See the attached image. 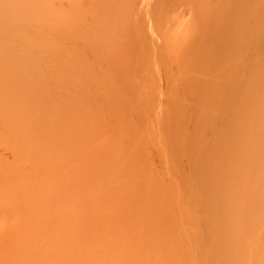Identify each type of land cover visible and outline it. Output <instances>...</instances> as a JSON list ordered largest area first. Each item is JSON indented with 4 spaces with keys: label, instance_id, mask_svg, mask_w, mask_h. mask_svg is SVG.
<instances>
[{
    "label": "bare ground",
    "instance_id": "obj_1",
    "mask_svg": "<svg viewBox=\"0 0 264 264\" xmlns=\"http://www.w3.org/2000/svg\"><path fill=\"white\" fill-rule=\"evenodd\" d=\"M227 1L228 0H225V3H227L225 6L228 5V7H230L228 11H231V9L233 8L232 6L236 3L237 0L236 1L235 0H229L230 5L232 4L231 6H229V4H228L229 2H227ZM211 2H212V0L211 1L210 0H182V2L180 4H181V6H184L183 7L184 9H182V12H179V14L181 13V17L180 16L179 17L182 18V15H183V17L185 16L183 10L188 9V13L190 14L189 10L191 9L190 10L191 11V14H190L191 17L190 18L192 20L189 18V14L187 13L188 18L186 17L185 19L188 22H190V23H187V21L185 19L184 20L186 22H183V19L180 20V18H178V19L176 18L178 14L176 13L177 7H175V0H0V71L2 72L3 69H8L10 71L9 73H11L12 71H16L17 69L24 70L23 74L25 76V79H27L26 83L30 82L28 80H31V79H32L31 80L32 85L36 84L37 81L39 82V86L37 85L38 83L36 85H37V87H41V88H38L36 91H34L36 88H34V89L32 88L33 90L30 89V90H32L33 93L35 92L36 94H38L39 89L40 90L42 89L41 91H43L45 89H47L48 91H51L48 89L49 86L47 85V82H45L47 80L48 81L52 80L51 82H54V80H55V83H52V86H56L58 84H61V85L63 84V89L61 87L58 90L59 93L61 92V94L58 93L61 97L59 95H57V96L55 95V97H57L58 99L60 97V99L63 100V98L67 99V95H68L69 100L67 99V101H71L73 99L74 101L76 100L75 101L76 103L78 102V105L82 104L80 107L83 110L80 111L79 113L77 112V114L79 116H81L80 117L81 120L79 119L80 121H78V122L75 121L77 123L74 122L75 124L72 123L73 125H68V124H66L68 126L65 125L66 128H68V131L70 130V131L76 132L77 133L76 135H78V136L80 135V138L83 137V135H82V134H84L83 132H86L84 130L86 128H84L83 129L84 131H82V128L84 127V125L85 124L90 125V122L93 119L99 120L98 122H100V119H102L104 121L106 120L105 121V123H107L106 125H108V120H110V118H112V122H113V125H112V123L109 124V125H111V127H113V129L110 130L113 134L109 130H107L111 127H108L105 130H104V128H105L104 127L103 131L99 130V128H98V130L101 131L102 134L105 133L106 130L112 134L111 138H110V136H108V137L110 138V140H109L110 144H111V142H113V144L105 146V149L103 147V149L105 151L104 152L105 156L107 154L109 155V156L108 155L106 156L107 161L105 160V162H103V163H100L99 160H97L95 157L92 158V154L87 153V151H89L88 150L89 146H87V145L88 144L91 145L90 142L87 140V138H85L87 140V142H86V140H84V142H82L83 141L82 139H84V138H81V142L84 143V145L86 143H88V144H86L87 147H85V149H84L83 144H82L83 149L78 150L80 148H77L76 146L79 147V144L77 142H74L73 139H75V141H76V138L72 137L71 143H73V144L75 143L76 146L74 145L73 147H75V149L78 150V153H77V151L75 153L80 155V153L83 150H86V148H87L85 154H88V155H86V157H84V158H87L90 155L89 159H92V160L96 159V162L97 163L99 162L98 163L99 165L95 162L97 165L96 168H98V166L102 167V168L99 167V169L101 168V171H99V169H98L100 174L97 173L98 175H95V173H93L92 171H90L91 172L90 173L89 172L90 169L88 170V174L89 175L93 174V177L96 178V181L99 179V181H97V183L99 182L98 185H100V184L102 185V183H103V185L106 184L105 185L106 187L103 186L104 190L102 192L101 189H103V188L101 185L100 186H98V185L91 186V183L89 184L87 182V184H89L90 188L93 187V188H91V191H92V189L95 190L96 188H98L96 190H101V192L97 194V193H95L96 190L93 191V193H95V195H93L92 197L87 196V194H83L81 199H80L77 191H75L74 195H73L74 192H72L73 196L71 195L70 191H73V187L75 185V186H77L78 190L80 192H82V189L79 188V183L75 184L77 182H74V181L78 177V175H76V173H78L77 171H79L80 169L83 171L84 169H82L80 167V169L77 170L75 167H77V168H79V167L77 165L78 163L76 164L77 166H74L76 163L75 161H73L74 164L71 163V164H73L72 166L70 164H67L70 166H66V162L70 163V161H71L70 159H72L70 155H72V156L74 155V159L76 157L75 154H70L72 151L69 153V151H68L69 148H68V150H65L66 155H67V151H68V155H67V157H65L63 159L64 161L62 160V158H60V157L59 158L62 160L61 163L62 162L64 163L63 169L65 170V168H67V170H65L66 172L64 171L65 172V174L63 176L64 182H65L66 178H68L66 180V182H69L70 185L66 182L64 183L65 185L61 184V183H63V182L60 183L61 179L58 181H55V182H59L60 184L59 183L57 184L55 182L50 183V181L52 179L55 180L56 177H54V176H59V174L57 172H59V170H61V169H59V167H58V165H59L58 162L60 163V161H57V160H60V159L59 158L57 159L55 156V158L57 160H54L55 158H52L53 154L51 153V158L55 161V162L54 161H52V162L55 163V165H56L55 166L51 162V164H53L55 166L53 169L51 168V167H53V165L50 167L51 164L48 165L49 163L47 161H48V159H49V162H50V160H52V159H50V152L55 153V151L59 147H57V149H56V147H54L55 150H54V148L53 149L51 148V147H53V145L50 144L49 140L52 137L55 139V136L52 134V133H54L53 131H50V132H52L51 134L53 135V136L50 135L51 136L50 138L48 137L50 134L49 131L48 132L46 131L47 133H49L47 135L48 140H46V141L42 140V139H45L43 137V135L46 137V134H45L46 132H43L45 130L42 131V127H43L42 122H39L40 120L38 121L39 123L37 122L38 125L42 124L40 126L37 125L38 127H41V131H40V129H38V127H36V128L39 130V132H41L42 134L44 133V134L42 135V139H40L41 135H40V138H39V136H37L38 134H36V136L40 140H42L41 143H45V144H41L42 146L39 145L40 146L39 148H40V151H43V153H45L46 150H48V152L45 153L46 157L48 156V158L45 159V156H43L44 158H42L43 159V161H42V159H41L42 156L41 157L40 156H34V154H31L32 153V151H31L32 149H30L31 143H30V145H28L29 143L28 144L26 143L29 141L27 138L28 141L25 139L26 142L24 143L25 145L23 146V150H25V149L27 151L29 150L31 153L27 152L29 154L28 155L25 154V156H27V159H26V161L24 160L23 162L27 165V167H28V164L30 162H33V163H30L33 165L35 163L36 164L39 163L38 165L35 164V166H37V168L39 167L38 169H41L42 166L40 163L45 161L44 163H45V165H47L48 169L49 170L51 169V171L56 169L55 171H53V173H55V172L56 173H55V175L52 174V176L54 178L51 175H49V180H48L49 182L46 180L44 181V179H43L44 177H42V174H40V172L42 173V171L38 170L39 172L37 171L38 172V174H37L36 171H33L34 170L33 165H30V166H32V168L30 167V170H28L29 172L28 171H27L28 173L25 172L26 173V175H25V173L22 172V169L24 168L25 165H24V163H21L22 166L21 165L20 166L22 168H19L20 166L18 167V174L20 176L17 174V172H15L14 174H11V175H16L15 177L18 176L17 179H21V180H19L20 185H24L25 183L26 184L32 183V185H33V183L36 182V180H37L35 188L37 187V183H38V187L36 188L37 192H36V194H34V197L32 195L31 202L34 201V204L29 203L31 205H30V207H27L29 205H27L28 202H26L24 209L21 211L20 214H18V216L22 215L20 217H23V214H24L29 219L27 217H23V219H26V220H25V222L23 221V223H21V220L19 219L20 217H18L16 215L13 217V219L11 221H9V223H7V226L5 228L0 230V264H56L57 262L60 264V262L62 263V262L66 261V259L64 260L65 257H60L66 253H68L70 255L72 254L71 256L75 257L76 253H74V251H72V252L70 251V250H72V248L68 249L65 247L66 245H68L67 241L72 242V240L75 241L77 239V238H74L75 240L73 238H72V240L70 239L71 238L70 234L72 233L71 228L73 229V227L70 226L71 223L69 221L73 218V222H74V220H75L74 214H75L76 215V220H75L76 224L75 223H73V224H74V228H76L75 227L76 225L78 228V226H80L79 225L80 222L78 221L79 224L77 223V218L80 216L77 217V215H79L80 213L76 214V212L79 209H82L83 205L86 206V204H87V206H90L89 204H92L90 212L88 210H86V212H89V214L90 213L93 214L92 209H93V211L95 209H97L96 210L97 211L96 217L99 216V218L97 217L98 219H100L99 221H101L103 219L104 223L109 222V223H107L109 226L110 225L113 226L114 224L112 225V224H110V222H115V220H116L115 223L117 225V219H119V221L121 222V223L118 222L120 224H118L117 226L116 225L114 226L117 230H114V228H112L110 226L114 230V232L113 231L111 232L113 234H111V236H109V237L107 236V239L106 240L104 239L105 241L103 239H100V244L97 243V244L101 245V248H100V249H102L101 252H100L99 247H97V248L95 247V249L92 248L93 250L91 249V247L93 245L92 243L95 241V239H94L95 233L90 234V232L92 230L89 229L90 232L88 234L92 237L91 239H94L93 242L90 239L91 245H89L90 242L88 243V245L90 246V248L89 247L88 248L95 252V254H94V252H92L93 253V255L91 257L92 260H94L96 258L97 254L98 255L102 254V258H103V256H104L103 249L105 246L108 249L112 248L111 252H116V250H113V247L118 245L117 244V242H118L119 243V245L117 246L118 248L121 245L120 248L124 249L126 247V249L123 250V251H125L124 253H123V251L119 253V250L121 251L122 249H119V250L117 249L119 257H115V258L113 257L114 258V264H125V263L127 264V261H131L132 264H264V53L262 54L261 58L255 62V65L253 66V68L250 71H248V73L246 75H244L243 77H241V79H240L243 81L242 86H243L244 96L241 97V95L237 91H234L232 93V96H231L232 104H235L239 113H238V115H235V117H232L228 121V124L225 125L226 130L221 135L219 142L215 140V145H213V144L210 145L208 152L205 153L203 155V157H201L202 154L200 156L198 154L203 153V152H201L202 148H203L202 145H204L205 142L202 143V145H201L202 148L200 149L198 147L200 145L199 140H198L197 145L198 144L199 145L197 147H198V150L200 149L201 151L200 152L198 151L199 153L197 154V148H196V153L194 152L193 154H194V156H195V154L197 155V156H195V158L196 157L197 158L201 157V158H200V162L196 158L197 161L195 160L196 162H195V166L193 165L194 168L192 167L193 169L190 167L191 166L190 164H189L190 166L187 165V163L189 162V161H187V158H185L187 162L182 158L183 156L184 157L188 156V158L193 157V155L190 156L192 154V151H190L191 153L188 155L189 150H192V148L189 149L188 151H187V148L189 146L186 147V151H183L185 149H182V151H183L182 154L187 153V155H183V156L181 155V158L184 160V161L181 160L182 164H183V162H186V163H184L186 166V169L188 166H189L188 168L192 169V172L191 171L189 172V170H190L189 169L185 173L189 172V173H191L190 175L192 176L194 173L197 174V172H198V174H199L201 172L200 175L197 174L198 176L196 174L193 175L194 176L193 179L195 178V176L198 177V181H197L198 184L197 185L199 186L201 184V186H200L201 191L199 190L201 193H199V194H198V192L196 193V191H197L196 189L195 190L193 189V191L190 190V192L192 191L191 192L192 195L190 197H192L193 194H195V196H197L196 194L199 195V196H197V199L199 197V200H197L195 196L192 197L193 199L195 198V200L198 202L193 201L192 204H190L191 201H188V200H190V198H189V196H188V198L186 197V194H185L186 191H185V193H183V192L182 193L185 195L183 197H186L187 199L185 201H180V199H182L183 194L176 189V184H177L176 182H178L177 180L180 181V179H178L177 176L179 175L178 177H181L180 174L178 173V171H180L181 169L178 170L179 165L177 167L174 165H177L176 162L181 163V161L180 160L177 161L178 159H180V158H178L174 162L173 161L174 157L173 158H172V156L170 157V155H171L170 150L172 147L173 153L172 152L171 153H172V155L173 154L175 155V153H174L175 148H178V147L183 148V146H181L182 143H181V145H179L178 144L179 142H177L178 137H177V139H175L176 141H174V142H176L175 145H171V147H170V145L166 144V141H164L165 142L164 145L165 146L167 145L166 147H168V149L170 148L169 151L167 150L168 152L163 151V149H162V152L160 151L161 146H162V145H159L160 142L162 141L161 144H163V140H167L166 136H169L168 132H165V130H164V129H166L165 127L168 124L170 125L169 122L167 124V121H168L167 117H162L163 114H160L161 113L160 111L155 113L152 111L153 109H151L152 115H153V122H154L153 127H156L157 129L156 128L155 129L157 131L154 128H148L149 132L152 130V132L149 134L150 135L153 134L152 137H154V135L156 136L158 133L160 134V132H161V131H159L160 129L162 130V132H164L166 134V136H165L164 133H162V135L165 136V139L162 138V136H161V138L163 139V140L161 139V141L155 139L157 136L155 138H153V140L155 139L158 141V142L157 141L155 142V140H154L156 147L153 145L154 143H153V141H151L152 139L150 137H148L146 135V133H144L146 138L143 137L144 135L142 134L143 133L142 130L141 131L139 129L135 130V132L136 131L137 132L134 133V135L136 134V136H137L138 134L141 133V136H140V138L138 136V139H142V138L147 139V137H148V141L143 140L144 142H146V143H143V145L148 144L147 145L148 147L150 146L152 148V150L154 149L153 150L154 153L150 154V152H152L150 150L151 148L150 149L147 148V149H145V151L142 150L143 147L145 146L144 145L140 150H139V148H137L140 151V154H143L146 156V153H145L146 150H150V152L147 153V156L149 155V157H150V155L152 156L153 154H155V156H159V157L156 158L154 156V158L151 157V160L150 159L149 160L152 161V159L156 158V160H154V161H156V164L159 163V165L160 164L163 165V167L161 165L162 171L164 172L163 175L166 173V171L171 172V176H170L171 179L165 178V175H164L165 180L167 179L166 180L167 182L170 181V187L171 188L170 189L168 188L169 190H167V193L169 192L168 196H170V197L166 196V194L164 193V192H166V188H167L169 182L168 183L163 182L164 181V178L162 179L163 175H162V177H159V173H157V172H159L160 170L157 169V167L153 168V166H152L153 164H151V167L153 169H156L157 172H156V170L153 171L152 168H150V167H149L150 171H148V169H145V168H148L147 166L148 165L150 166V164L149 163L147 164V162H145L146 163L145 165H147V166H144V168L141 167V168L137 169L138 167H136L137 165H135L138 162V160L136 159L137 152L134 155V153H133L134 151L133 152L129 151V149L131 147H129V149H128V146H129V145H127V143H128L127 138L128 137H126V136H130V135L127 132V130L126 131L123 130L125 128V127H123L124 123L122 126L120 124H117L116 128L114 127V121L118 117L119 112H120L119 110L121 107H119V106L121 105V101H122V104L124 105V103H125L124 100L127 99V98L122 96L123 99H121V101L119 100L118 94H119L120 90H122V88L124 89V87L127 89L128 86H126V85L131 84L130 87L126 90V92H125V90H122V92H121V93H126L125 96H127V97H128V93L130 91L132 92L134 88L136 90L137 85H139V83H137L136 79L137 78L140 79L142 77V75L145 74L144 73L145 68L142 69L141 66H143V65L140 64L142 62L141 59L145 55L149 56V55L154 54L157 51V44L159 41H164L162 43L165 45L166 49L173 46V45H175V46L178 45L179 47L181 45H183L184 47L183 46H181V47H183L185 49H192V50L188 51V52H190V55H188V58H195L198 54L202 55L204 53V48L209 45V42L212 38H214L213 42L219 41L222 43H228L229 37H230V40L233 39L234 41L240 39L239 38L240 35L238 34L239 37H238V35H236L237 34L236 30H234L235 34L234 33L228 34L227 33L228 31L227 32L225 31V33L230 35V36L228 38L224 37L225 33L223 31L224 28H222V26L227 27L228 24H231L230 20H229L230 22L225 24L226 19L227 18L231 19V18L228 16H226L227 18L225 16H221V14L223 15V11L221 10L222 6L218 7L216 5V4L219 5V2L215 4L216 6L212 5L214 3V0H213L212 4H211ZM253 2H254V0L251 1V3H253ZM223 3L220 2V5ZM254 4H255V2H254ZM185 6L187 8H185ZM214 7H216V8H214ZM219 9H220V12H218ZM246 10L242 7V12L244 11L243 12L244 14L248 13V11L251 12L250 11L251 9L250 10L246 9ZM230 14H232V13H230ZM230 14H229V16H230ZM194 15H195V17H194ZM192 17L197 18L198 21L193 19ZM223 17H224V21H223ZM176 19L179 20L178 23H175V21L177 22ZM221 20H222V23L220 22ZM253 20L254 21L256 20V13H254V15H253ZM181 21L184 24L181 23ZM261 21L264 24V22H263L264 16H263V19L261 18ZM193 22H196L195 25H193ZM197 23H198V25L201 26V29H203V30L206 27L207 31L204 30L205 31L204 32L203 30H201V33L203 32L202 33L203 35L201 33H199L200 29H199V32L197 31L198 33L193 32L194 30L196 31V27H198V26H196ZM223 23L225 25H223ZM258 23H260L262 25V23L260 21H258ZM180 24H182L183 26ZM202 27H204V28H202ZM178 28H181V29H178ZM229 32H233V29ZM192 33L193 34L195 33L194 36L196 38L199 36L197 34H200L199 37L202 38V39L199 38V40H202V41H200L199 44L195 45L194 47L191 46L192 45L191 43L196 38L194 36H192L193 35ZM204 33H206V34H204ZM215 35H216V37H214ZM231 37H233V38H231ZM237 37H238V39H237ZM163 44H162V46H163ZM183 59L178 55V60H177L178 65H180L181 60H183ZM44 68L47 70V72H49L50 68H51L50 70L54 71V73H51L52 71L50 72V74H49L50 78H49V76H47L49 79L44 78V75L42 77L40 76V74H42V73L44 74L46 72V70ZM38 69L41 71H36ZM43 70H45V72ZM31 71H32V73H31ZM28 72H29V74L31 73V75H27ZM58 72H59V74H58ZM76 72L79 75L82 73L81 75H83V76H79V77L81 79L84 77L83 80H85V79L90 80L91 78H94V77H98V79H101L104 76L103 75L104 73H105V75L111 74L110 79H111V77H113L115 79V80L111 79L114 82L111 84L118 86L117 88H115V90L116 89L118 90V94L117 95L114 94L116 91L111 87L110 83L108 84V82H107V84H108V86H107V84H104L105 82L102 84V82L100 81V84H99V80H97V79L96 80L92 79L93 81L90 80V82L92 81L91 82L92 87L90 86V84H87L89 86L86 85L87 87L86 86L83 87L81 85L82 88H79L80 87L79 86V84H80L79 80L80 79H78V82H76V80H75L76 78H74V75H77ZM142 72H143V74L140 77V74ZM33 73H35V74H33ZM101 73H103L102 74L103 76L100 75ZM91 74H93V76L94 75L95 76L90 78ZM96 74H98L101 77L99 78V76H96ZM233 74L234 73H224V78L230 79L229 80L230 83H231V81L234 82V78H232ZM1 75L2 74H0V77H3V75L2 76ZM33 75L35 77H41V81L43 80V82L41 83L39 78H37L38 79L37 80L35 77H33L34 78L33 79L32 78ZM51 75L54 76L55 78L58 75V77H57V79H55V78L51 79L52 78ZM108 75H106V77H108ZM149 76H151V75H149ZM166 76H167V74H166ZM79 77L77 76V78H79ZM168 77H170V76L168 75ZM58 79H59V81H57ZM141 79L143 80V78H141ZM146 79H147V76H146ZM11 80L13 81V79H11ZM108 81H110V80H108ZM115 81L116 82L118 81V82L115 83ZM134 81H136V83H137L135 86L132 85L133 84L132 82H134ZM86 82L89 83L87 80H86ZM86 82L83 81L81 84L86 83ZM0 83L2 84L3 81L1 80ZM12 83H14V82H12ZM15 83H17V82H15ZM24 83H25V81H24ZM77 83H79V84H77ZM121 83L122 84L126 83V84L124 86ZM28 84L31 85L30 83H28ZM28 84H27V86H28ZM42 84H43V86H42ZM114 85H112V86L115 87ZM119 85H121V86H119ZM2 86H4V85H2ZM16 86H18V85L14 84V87H16ZM24 86H25V84H24ZM44 86H45V88H44ZM131 86H133V87H131ZM32 87H36V86L34 85ZM2 88H4V87H2ZM51 88H52V90L55 89V92L57 91L56 88L58 89V87H56V88L51 87ZM69 88L71 91H73V94L71 93ZM137 88L139 89V87H137ZM13 89H11V93H12ZM26 89H28V88H26ZM67 89H68V91H66ZM197 89H198V87H197ZM29 91H27V93ZM41 91H39L38 96H41V95L45 94V92H46V91H43L44 92L43 93ZM113 91H115V92L113 93ZM40 92H41V94H40ZM3 93H5V92H3ZM111 93H113V94H111ZM193 93H195V91ZM46 94H49V93H46ZM69 94H70V96H69ZM0 95H1V98H3L2 97L3 94L1 91H0ZM30 95L31 94H29L27 96L28 98L30 97L29 99L32 98ZM33 95H35V94H33ZM52 95H53V91L51 93V96ZM71 95L73 98L71 97ZM190 95H191V93H190ZM193 95H191V97ZM195 95H199V93L197 92V94H195ZM119 96H121V94H119ZM169 96H171V94H169ZM42 97L43 96H41V98H40L41 103H38V101L34 100L35 99L34 98L33 99L34 104L38 103V104H40L38 106H41V104L44 103V102L42 103V101L45 100V98H42ZM47 97H49V96H47ZM147 97L150 100V96H147ZM147 97L142 100V105L146 104L145 102L147 101L148 105H146V106H147V109H149V102H148L149 100L147 99ZM166 97L169 98L168 95ZM195 97L196 96H194V98ZM51 98H54V97L52 96ZM136 98H141V97L138 96ZM172 98L173 97H171V99ZM197 98H195V99H197ZM218 98H219V96H218ZM218 98H215V99H218ZM36 99L39 100V97H37ZM58 99H56V100H58ZM48 100L46 102H48ZM62 100L61 101L59 100L60 101L59 103L63 107V104H62L63 101ZM73 100L71 101L73 103L68 102L69 104L67 103V105H69V106L71 105V107L73 105V107H74L76 105V103ZM103 101L109 103V108L111 107L110 105H114V107H113L114 109L113 108L112 109L115 111L117 110L116 112L113 111V112H115V115H116V113H118L116 115V117L114 116L113 113H111L112 109L108 108V111L105 112L106 111L105 109L107 106H106V104H104L105 103L104 102L103 105H105L106 107L105 106L103 107V105H102ZM119 101H120V104H119ZM0 102H1V100H0ZM4 102L7 104V102L4 100L2 101V104H5ZM197 102H199V101L197 100ZM220 102H221L220 99L217 100L216 104H218V107H220L221 105H224V102H221V105L219 106ZM26 103H28V101ZM31 103H30V105H31ZM34 104H32V105H34ZM44 104H46V103H44ZM49 105L51 107L50 103H49ZM67 105H66V107L64 106L65 109L68 107ZM142 105H140V107H142ZM198 105L196 104V110H197ZM8 106H7V108H9ZM115 106H118L119 109L116 108ZM146 106L143 105L144 109H143V107L141 108V110L139 112V113H141V115L143 113H145ZM2 107H3V105H2ZM4 107H6V106H4ZM31 107H34V106H30L29 110H31ZM124 107H125V105H124ZM154 107H155V105H154ZM156 107H157V109L160 108V106L158 107V104ZM156 107L154 110H156ZM34 108H37V106H35ZM41 108H42V106H41ZM44 108L46 109V107H44ZM75 108H77V107H75ZM75 108H71V110H69V111H72L71 115H73V113L75 114V111L77 110ZM22 109L24 110V107ZM26 109H28V107H26L24 111H27ZM58 109H60V108H58ZM72 109H75V111H73ZM174 109L175 108H173V111H174ZM1 110H2V108H1ZM12 110H13V108H12ZM60 110H57V111L60 113ZM165 110H164V112L167 115H169V112L173 113V111H171V110L168 113H167V109H165ZM2 111L4 112V110H2ZM43 111H44V109H43ZM47 111L49 112V109ZM52 111H55V113H56L55 116H57L58 112L56 110H52ZM122 111H123V109H122ZM7 112H8V114H11V113L13 114V112H11L10 108H9V110H7ZM31 112H33V111H30V113ZM67 112H68V110L66 109L65 115L69 114V112L68 113ZM175 112H176V110L174 111V113ZM194 112H192V113H194ZM215 112H219V111H215ZM2 113L0 114L1 117H3ZM20 113L21 112H19V114ZM27 113L29 114V112H27ZM46 113L47 112H45V114H44V112H43V115L45 116ZM59 113H58V115H59ZM172 113L169 115L170 117L168 116L169 119L172 120V121L169 120L170 122H174L173 120H175V118H176V117L174 118V115ZM213 113H214V111H213ZM28 114H26V115H28ZM217 114L215 113L214 115L217 116ZM5 115L6 114H4V116ZM63 115L64 114H62L61 116L59 115L60 118H58V119L61 120ZM76 115H74V116H76ZM183 115L184 114H182L181 120L182 119L185 120ZM214 115H212V116L214 117ZM30 116H31V114H30ZM46 116L44 117V119H46ZM119 116L122 117V114H120ZM163 116H166V115H163ZM171 116L174 119L171 118ZM178 116H180L179 113H178ZM194 116L195 115L193 114V117ZM196 116H198V115H196ZM6 117L7 118L9 117V119H10L11 115H7ZM69 117L71 118V116H69ZM136 117H138V115ZM22 118H23V116H22ZM25 118L28 121L33 119V117L32 118L30 117V119H29L26 116V117H24V120H25ZM91 118H93V119L91 121H88ZM119 118H117V119H119ZM165 118H167V119H165ZM47 119H46V121L48 123H49V121L51 122L53 120V119L50 120L51 118H49V120H47ZM65 119H68V117L64 118V121H65ZM156 119H158V120L165 119L166 120V121L164 120L166 123H163V124H167L166 126L164 125V129H162L160 127L162 124L161 125L159 124L160 128L157 127L158 123H157ZM177 119H178V122L181 121L179 117ZM177 119H176V122H177ZM2 120H3V118H2ZM70 120H72V119H70ZM97 120H96V122H97ZM5 121H3V122H5ZM46 121H44V123ZM64 121H62V122H64ZM104 121L102 123L100 122V125L103 124ZM116 121H118V120H116ZM119 121L117 123H121V121L120 122ZM30 122L31 121L27 122L28 123L27 126L25 125L26 126L25 130L23 128H21V126H24V125H21V124H20V126L17 125L19 127L17 129L18 132H15L14 130H16L17 126L16 127L13 125L9 126V120H7L6 121L7 124L5 127H7V129H8V133H7V131L5 132L7 134H5L4 132H2V133H4L5 138L7 137V135L11 136L13 134V132H15L14 136L16 133L18 135L23 130H24V132H22V133H25V131H27L26 133H29L30 131H33V129L35 127H32L33 129L29 130V132H28L27 129L30 128V127L28 128V126H31V125L35 126L37 124V123H35L36 121H34V119H33V122H31L32 124ZM52 122L50 124H52ZM70 122H73V121H70ZM109 122H111V121H109ZM176 122H174V123H176ZM29 123L31 125H29ZM54 123L55 122H53V124ZM93 123H95V121ZM156 123H157V126H156ZM0 124H1V122H0ZM96 124H98V123H96ZM54 125H56V124H54ZM103 125H105V124H103ZM169 125L167 127L168 128L170 127V129H171L172 126H169ZM172 125L174 126L173 123H172ZM176 125L177 124H175V129L177 128ZM1 126H2V124H1ZM90 126H88L89 129H87V130H89V132L91 129ZM2 127L4 128V126H2ZM2 127H1V130H3ZM13 127H14V129H13ZM63 127H64V125H63ZM99 127L101 129L102 125ZM93 128H92V130H93ZM95 128L97 129V125L95 126ZM43 129H45V126L43 127ZM5 130H6V128L4 129V131ZM19 130L21 132H19ZM94 130L91 132H94ZM153 130H155L154 133H153ZM99 131H97L98 134L100 133ZM166 131H169V129H167ZM35 132H38V131L35 130ZM35 132L33 131L32 133H35ZM123 132L124 133L126 132L127 135H125L126 133L124 134ZM22 133H21V135L23 136L24 134H22ZM32 133L30 132V137H31ZM41 133H39V134H41ZM101 133L99 135L97 134L96 136L99 137L101 135ZM172 133H170L171 138L175 134L177 135V132H175V134H172ZM200 133L201 132H199V134ZM69 134H70V132L68 133V137H70L73 133L71 135H69ZM107 134H109V133L106 132V136H107ZM122 134L127 139L126 140L124 138V141L126 140L127 142L122 143L120 146L118 145L119 146L118 147L116 145L119 143V141H121V139L123 137V136H121ZM199 134L197 132L196 137H197V135L199 136ZM4 135H3V137H4ZM17 135H16L17 139L18 138L21 139L20 140V142H21L23 137H21L20 135H18L19 136L18 137ZM33 135L35 136V134H33ZM160 135H158L157 138H159ZM27 136H28V134H27ZM72 136H74V135H72ZM84 137H86V136H84ZM103 137L100 140L101 141L100 144L101 143L103 145L109 144L107 137H106L107 139L105 138V140L102 141ZM65 138H66V136H65ZM180 138H182V137H180ZM17 139L14 138L15 141ZM56 139H55V141H58V139L57 140ZM69 139H71V138H69ZM69 139H65V140L69 141ZM184 139H185L184 141L187 145L186 138H184ZM199 139H202L201 135H200ZM169 140H170V138H168V140H167L168 143L172 139L170 141ZM202 140L204 141V139H202ZM48 141H49V144H48L49 147L48 148H50V150H52L50 152H49L48 148L46 150L41 148L43 146H44L43 148H46V146H48L46 144ZM51 141H52V139H51ZM106 141H107V143H106ZM23 142H24V140H23ZM23 142L20 143L21 146L23 145ZM140 142L142 144V140ZM171 142H173V141H171ZM131 143H132V141H130V144ZM151 143H153L152 146H151ZM185 143H184V147H185ZM188 143H189V141H188ZM207 143H205L206 145L204 146V148H207V146H208ZM26 144L28 145V147ZM132 144L130 146H132V147L134 145L136 146V144H133V145ZM176 144H178L179 146L177 145L178 146L177 147ZM11 145H9V146H11ZM157 145H158V147H160L159 150L157 148ZM21 146L19 145V147H15V150L18 149V152H19V148H21V150H22ZM109 146H110V149L108 148ZM111 146H112V150H111ZM137 146H139V145H137ZM163 146H162V148H163ZM165 146H164V148H165ZM192 146H193V143H192ZM101 147L102 146H100V148L99 147L94 148L91 146L92 150H96L97 153H98V151H100ZM146 147H144V148H146ZM173 147H174V150H173ZM195 147H196V144H195ZM195 147L193 146V150L195 149ZM113 149H115V152ZM180 149H177V150H180ZM15 150L12 147L13 153L15 152ZM44 150H45V152H44ZM132 150L136 151L135 148H133ZM141 150L143 151V153ZM156 150H157V153H155ZM58 151H56V153H58L57 157L60 155ZM79 151H81V152H79ZM96 151H94V153ZM125 151L126 152L129 151L132 154H129V152L126 153ZM206 151H204V152H206ZM166 152L169 153V155L167 154L168 156H166V154H165ZM180 152L181 151H179V153ZM24 153H26V152H23V154ZM179 153H177L176 155L178 156ZM82 154H84V151H83V153H81V155ZM85 154H84V156H85ZM111 154H112V156H111ZM129 155L132 158V159H130V161H129L130 157L128 158ZM131 155H133V156H131ZM19 156L20 155H18V157ZM30 156H32V158ZM147 156L145 157V160H146ZM33 157H35V158H33ZM80 157H83V155ZM108 157H109V159H108ZM36 158L37 159L40 158V159L36 160ZM195 158H193L192 163H194ZM65 159H66V161H65ZM89 159H86V160L89 161ZM112 159H115V162H113L114 160H112ZM171 159L174 163L171 161ZM28 160H29V162H28ZM82 160H83V158H82ZM86 160H83V162H85L87 164L86 167L87 166L89 167L88 161L86 162ZM116 160L118 162L117 164H116ZM158 160H160V161H158ZM168 160L170 162H172V164L170 162L168 163ZM27 162H28V164H27ZM56 162H57V164H56ZM105 163H107V164H105ZM109 163L111 164L110 167H109ZM130 163H133V164H130ZM190 163H191V161H190ZM196 163H197V165H196ZM100 164L104 165L107 168H104ZM221 164H223L222 166L224 168L221 166ZM64 165H65V168H64ZM128 165H129V167H128ZM132 165L133 166L135 165V167H133ZM159 165H158V167H159ZM131 166H132V168H131ZM141 166H143V164ZM217 166L222 167V169H225V171L222 172L221 168H218ZM86 167H85V169H86ZM88 167H87V169H88ZM111 167H113V168H111ZM114 167H116L115 171H114ZM125 167H126V169H125ZM161 167H160V169H161ZM181 167H183V166H181ZM109 168L115 172V173H113V175L116 174L114 177L112 175L113 171L110 170ZM134 168L136 169L135 171H137L138 174H139V172H143V173H140L137 176V172L134 171ZM142 168L145 170L143 171ZM215 168H217L219 170L217 171V169H215ZM75 169H76V173H75ZM102 169H104V172L102 171ZM107 169H108V171H106ZM117 169L121 170V172L118 171ZM140 169L142 171H140ZM6 170L9 171L10 169H6ZM109 170L111 173V177H110ZM122 170H124L126 173L124 174V172ZM127 170L129 172V174H131V176L127 173ZM193 170H195V171H193ZM105 171H106V173H105ZM145 171L146 172L148 171L147 173L149 175L144 174ZM183 171H185V170H183ZM214 171L216 173H214ZM84 172H85V170H84ZM150 172H152L151 175L159 177V178L157 177L158 178L157 180L159 182L161 179L163 180V181H161L162 182L161 184H163V185L166 184V187L163 185H161V187L163 186L162 188L165 191L162 190V188L160 186H158V182L157 183L155 182L156 177L153 178L150 175ZM173 172H174V174H176V176L174 174H172ZM205 172H207V176L205 175L206 174ZM2 173L3 172L0 173L2 175L0 179H2V177L4 175ZM35 173H36V175H35ZM104 173L107 175H105ZM181 173L184 174V172H181ZM56 174H58V175H56ZM88 174H86V175H88ZM132 174H134V175L132 176ZM183 174H181V175H183ZM27 175L29 177H32L31 178L32 181L35 179L36 180L34 182H30L28 180V177H26ZM32 175H34V177ZM121 175H123V176L125 175L126 177L124 176L125 177L124 178L122 176V178H119V177H121ZM186 175L183 176L185 179L182 177L184 179V182H187V180H188V182H190L194 188H197L198 186H196L195 180H191L190 178H188L189 177L188 174H186ZM22 176H23V180H24V178H27V179H25V181H23ZM36 176L38 177V179ZM50 176H51V178H50ZM103 176L106 177L105 179L110 177L109 178L110 180L109 179L104 180ZM116 176L118 177L117 178L118 181H116L117 179H114V178H116ZM129 176H130V178H129ZM143 176H144V178L146 176V178L144 179ZM149 176H151V178H148ZM160 176H161V174H160ZM93 177L90 176L89 177L90 180ZM166 177H168V176L166 175ZM197 177H196V180H197ZM203 177H205V179L208 178V180H207L208 182H206L205 184L203 182ZM4 178H6V177H4ZM4 178H3V181L7 180V178L6 179H4ZM87 178H88V176H87ZM200 178H202V180ZM10 179H12V178H10ZM149 179H152V180H149ZM183 179H181V180L183 181ZM26 180L29 183L26 182ZM38 180H40V181H38ZM72 180H73L74 184H72V182H71ZM102 180L105 182H102ZM43 181H44V183H41V184H45V183H48V185L50 184L49 188L50 189L53 188V190H55V193L58 191L57 194H59V193L65 194L64 196L62 194H60L61 197L60 196L59 197L62 199H59V197H57V199H59V200H55L56 199L55 197L58 195L55 194L53 192V190H51L53 193V194L51 193L52 197L50 195H48L51 192L49 189H48V191H50V192L46 191L48 187L47 188L44 187V188H46V190L45 189H43V190L46 193L43 192L45 194L43 196V193H41L43 185L41 186V190H40L41 194H39L38 193L39 187H40L39 182H43ZM7 182H9V181H7ZM10 182L8 184L12 187V189H14L15 186H12V185H14V183L12 182L13 184L11 183L12 184L11 185ZM21 182L22 183L25 182V183L22 184ZM91 182H93V181L91 180ZM0 183H2V182H0ZM4 183H6V181ZM182 183L183 182L180 181L181 185H182ZM56 184H57V186H56ZM92 184H94V183H92ZM173 184H174V186H173ZM48 185H46V186H48ZM159 185H160V183H159ZM178 185H179V182H178ZM181 185H179V187ZM188 185H189V183H188ZM188 185H187V187H189V189H190L191 187H190V185L189 186ZM10 186H8V187H10ZM24 186H23V188L21 186V188L24 189ZM51 186H53V187H51ZM61 186L63 187L64 191L61 190L62 189ZM95 186H98V187L95 188ZM8 187L6 188L7 190H8ZM31 187H34V185ZM54 187H55V189H54ZM66 187H68L67 191L65 189ZM71 187H72V189H71ZM179 187H178V189H179ZM182 187L184 188L183 185H182ZM185 187H186V185H185ZM187 187H186V189H188ZM200 188L198 187L197 189H200ZM0 189H3V188H0ZM6 189H4V190H6ZM180 190L182 191L181 187H180ZM184 190H185V188H184ZM194 191H195V193H194ZM101 193L103 195L99 196V194H101ZM187 193H188V190H187ZM67 194L70 197H68ZM104 194H105V196H104ZM170 194L172 195V197H175L177 204L175 202L174 203L170 202L171 201V199H170L171 195ZM53 195H55V197ZM46 196H48V197H46ZM62 196L64 197V199ZM164 196H166L165 198H167V201L169 199V202L172 203V204H169V207L167 206L168 203H166V199L164 200ZM178 196L180 197L179 199L176 198ZM44 197H46V198H44ZM49 197H51V198H49ZM48 198L50 200L53 198L51 200V202L55 201V202L51 203L52 206L50 203H48V206L50 205L51 207H53V208L49 207L50 212L51 213L56 212L54 214L58 219V220H56V217L54 216L53 213L50 214V215L54 216L50 219V220H52V222L51 221H50L51 223L49 222L51 227L53 226L52 225L53 221L55 223V220H56V222L58 223L59 220L63 219V217L60 219L58 218L61 211L63 213V216L68 215V216L64 217V220L65 219L67 220V218H69L67 221L65 220L66 223L65 222L63 223L64 220L60 221L63 225L61 223H59L61 225L59 227V229H61V228L63 229L62 232H60V235L62 233L64 235L66 234L65 235L66 239L63 238V242H64L65 246H64V244H62L63 242L58 237L59 232L57 233L58 234V236H57V234L55 233V232H57V230L54 229L55 232L54 231L51 232V230L48 232L47 231L48 229L45 226V225H49V223L48 224L46 223L49 218L47 219L46 215L44 213H42L43 207L41 204H42V202L46 201V199L50 202V200ZM128 198L130 200H132V203H131V201H128L131 204V206H130V204L124 203V201L126 202L128 200ZM161 199L164 200L165 202H163ZM193 199H191V200H193ZM139 200H142V201L139 202ZM88 202H89V204H88ZM102 202L105 203V205L102 204ZM142 202H143V205H141ZM57 203L60 205V207H63V208H60L61 211L59 210V205ZM135 203H137L138 205H134ZM144 203H146V204H144ZM163 203H165L166 206ZM193 203H195V204H193ZM39 204L42 208H38ZM147 204H148V206H147ZM128 205H129V207H128ZM144 205H146L145 210L143 208ZM162 205H164L165 208ZM175 205H176L177 209H175ZM191 205L197 206V207H194L195 210L199 209L200 212H198V213H200L201 216H199V214H197V217L199 219L201 217L200 220H201L203 226L200 224V222L198 224L196 223V220L198 218L195 217L196 211L194 209H192V210H194L193 214H190L189 209L191 207H193ZM124 206L125 207L127 206V207L125 208ZM166 207H168V208L166 209ZM54 208H56L55 211L53 210ZM146 208H147V210H146ZM154 208H156V210H158V209L159 210L156 211ZM85 209H87V208H84V210ZM148 209H150L151 211H155L156 213L155 212H148ZM67 210H68V212L69 211H71V212L70 213L65 212ZM171 210L173 212L176 211V213H172ZM58 212H60V213H58ZM141 212L143 214H145L142 217H140L142 215ZM154 213L158 214L157 215L158 217H156L157 221L155 218L156 215L154 216ZM169 213H170V216L173 214L174 217L173 216H171V217H173L175 219L174 222H172L173 220L171 219V217H169V215H167ZM56 214H58V215H56ZM92 214H90L91 218L93 217ZM109 214H110V216H111V214H114V215H112V217H110ZM194 214H195V216H194ZM106 215L109 218V220H110V218H113V217H115V218H114V220L111 219V221H109L107 219ZM61 216H62V214H60V217ZM132 216L134 218L137 217V221H138V223H140V225L138 223H136L137 221L135 220L136 225H132L135 228L131 229V227H130V229H129V228L125 227V228H127V229H125L124 228L125 225L129 224L131 221H134V218ZM16 217H18L17 219L19 221L14 220V218L16 219ZM86 217H87L86 220H88V221L91 220L89 223H92V221H94V218H95L94 217L91 219L89 216H86ZM101 217H102V219H101ZM130 217H132L133 220H131L132 218L130 219ZM164 217H165V219H164ZM54 218H55V220H53ZM88 218H90V219H88ZM105 218L107 221L106 220L104 221ZM123 218H125V220L126 219H130V220H128V222H127V220L126 221L123 220V221H125L123 224L122 223ZM154 219H155V221H154ZM159 219L161 222L166 220L165 221L166 224L168 221V224L166 225L165 223H163V224L161 223L162 224L161 225L159 223ZM169 219H171V220L169 221ZM193 219L195 220L194 222L197 224L196 225L197 227L200 224L202 226V228H204L203 233L197 235V237H195L196 235L191 234V232L195 233V231H190V232H188L189 233L188 234L187 229H186L187 227L190 226L189 223ZM175 221H177L176 224H179V222H180V224H181V222H183L184 224H187L186 221H188L187 225H189V226H187L186 228L185 227L183 228L182 225H181L182 227L180 225H175V226H177V228L175 230V227L173 226L175 224ZM197 221H199V220H197ZM18 222H19V224H18ZM170 222L172 224H170ZM20 223H21V226H20ZM133 223L134 222H131V224H133ZM22 224L25 226H23ZM26 224L27 225L29 224V226L30 227L32 226V228H30L29 226H26ZM43 224H44L45 228L42 227ZM120 225L123 226V230H122L123 234H121V235H120L121 230L119 228L122 229V227ZM137 225H139L138 229L141 228V230H142V232L140 230H138V233L141 232V234L139 233L140 236H138V233L136 231ZM17 226L19 227V231L21 229H23V232H22V230L20 232H21V234H25L28 237V239L25 235L24 236L26 238L24 236H22L21 234L19 235V233H17ZM118 226H120V227H118ZM127 226L129 227V225H127ZM23 227H25V228L27 227V229H25ZM51 227L49 226V229ZM24 229L26 232L24 231ZM45 229H47V230H45ZM79 229H81V228H79ZM189 229L190 228H188V231H189ZM198 229H199V227H198ZM198 229H196V230H198ZM28 230L33 231V233H31V235H30V233L28 234V232H30ZM95 230H96V233L99 234L100 237H102L103 229L98 226V227H95ZM119 230H120V232H119ZM143 230H145L146 232L145 231L143 232ZM191 230H193V229L191 228ZM72 231L75 232L74 229ZM76 231L79 232L78 229ZM115 231L118 233H116ZM125 231H126V233L127 232H129V233L126 234ZM43 232L48 233V234L50 232L53 233V234L50 233L48 235V237L46 234V238H49V240L52 241L51 243L54 242V245H56L55 249L52 250V252L50 250H47L48 248L46 247L47 248L46 249L45 245H44V249L42 247L43 244H45L44 241L41 240V237H42L41 235L43 234ZM114 233H116L115 237H117V234L119 237L123 236L122 238H120L121 240H119V239L116 240L115 238H113ZM142 233H145V235ZM79 234H81V232H79ZM79 234H77V235H79ZM28 235H30V236H28ZM50 235H52V236H50ZM53 235H55V236H53ZM142 235H144V237ZM190 235L195 237L193 241L190 240L191 242H189V239H190L189 236ZM56 236L59 239H57ZM66 236L67 237L69 236L70 240H68V238ZM74 236H75V234H74ZM81 236H85V235H81ZM23 237L25 240L27 239V241H25L26 243L24 242V239H22ZM61 237H64V236L61 235ZM72 237H73V235H72ZM87 237H88V235H87ZM125 237H127V242L125 240L126 239ZM51 238H52V240H51ZM80 238H82V237H80ZM84 238H86V236ZM87 239L83 240V241H85L86 244L88 242V241H86ZM122 239H124V240H122ZM58 240L61 241L60 243L63 246L60 245V243H58L59 242ZM139 240H141V241L145 240V242L144 241L139 242L140 245H141V243H142V245L143 244L145 245V246L143 245V247H145V249H142V251H143L142 253H145V254H142L141 252L139 253V251H138L139 249H137V246H140V245H136L134 243V242H138ZM39 241H40V244H39ZM56 241H58V242H56ZM98 241H99V239H98ZM119 241H123V242L125 241L126 245L128 243L129 244L126 246L125 242L123 244V242L121 243ZM23 242H24V244H23ZM101 242H103V243H101ZM73 243H75V242H73ZM73 243H71V244L69 243V245L72 246ZM132 243H133V246H132ZM147 243H148V246H147ZM149 243L153 244L152 245L153 247ZM190 243H192L193 245L191 246ZM134 244H135V246H134ZM54 245L52 244L51 246L54 247ZM59 245L62 247L61 249H60ZM83 245H84V247H87V245H85V244H83ZM47 246H48V244H47ZM64 247L66 249H68L70 252L68 250H67L68 252L66 251V253L62 252V249H64ZM117 247H115V248H117ZM149 247H150L151 253L149 251H146L147 249L149 250ZM49 248H50V246H49ZM56 248H58L59 251L61 250L60 252L63 254H60L59 251L56 250ZM96 249H99V250L96 251ZM129 249L130 250L136 249L135 250L136 252L135 251H134V253H133V251L130 252ZM144 250H145V252H144ZM54 251H56V254ZM117 252H116V254H117ZM148 253H150V254H148ZM116 254L114 253V256ZM118 254H117V256H118ZM64 256H66V255H64ZM84 256H85V254H84ZM100 257H101V255H100ZM100 257H99V259H100ZM57 258L60 259V262L56 261ZM75 259H76V257H75ZM86 259L88 260L89 258H86ZM131 259H133L135 262ZM76 260H81V259L78 258ZM97 262H99V261H97ZM82 263H84V261ZM90 263H91V261H90ZM95 263L96 262L94 261V264ZM101 263H99V264H101ZM111 263L112 262H110V264Z\"/></svg>",
    "mask_w": 264,
    "mask_h": 264
},
{
    "label": "rangeland",
    "instance_id": "obj_2",
    "mask_svg": "<svg viewBox=\"0 0 264 264\" xmlns=\"http://www.w3.org/2000/svg\"><path fill=\"white\" fill-rule=\"evenodd\" d=\"M211 1V0H210ZM223 0H214V3L212 4V2H213V0H212V2H211V4L214 6L216 3H218L219 2V5H220V2L221 3H223V4H221L220 6L218 5V4H216L218 7H221L222 9V11H223V15L221 14V16H228V17H230L231 19H228L227 17V19H226V22H225V24L226 23H228V22H230L231 21V24H228L227 25V27L225 28V27H223L222 26V28H224L223 29V31H224V33H225V31L229 34V33H234L235 34V31L234 30H236V35H240V37H239V35H238V37L240 38L239 40H236L235 38V40L236 41H234L233 39H231L230 40V35H228V34H226L225 33V35H224V37H226V38H228L229 40V42L228 43H222V42H219V41H215V42H213V39L214 38H212L211 40H210V42H209V45L208 46H206L205 48H204V53L202 54V55H200V54H198L195 58H188V55H190V52H188L189 50H192V49H185V48H183L184 46L183 45H181V46H183V47H179L178 45L177 46H175V45H173V46H171V47H169V48H165V45L162 43V42H164V41H159L158 42V44H157V51L154 53V54H152V55H149V56H144V57H142V62L140 63L141 65H143V66H141L142 67V69H144V73L145 74H143V72L140 74V77H141V75H142V77L141 78H143V80L140 78V79H136L137 80V83H139V85H137V87H139V89L136 87V90H135V88L133 89V91L131 92H129L128 93V97L127 96H125V94L126 93H121L122 92V90H125V92H126V90L130 87V85L131 84H128V85H126V86H128L127 87V89L124 87V89L122 88V90H120V92H119V94H121V96H119V94H118V90L116 89L115 90V88H117L118 86L117 85H114V84H111V83H114L111 79H113V80H115L113 77H111V79H110V76H111V74L110 75H108V74H106V75H108V77H106V75H105V73L103 74V73H101L100 75H102L103 77L101 78V79H98V77H94L93 76V74H91L90 75V78L91 77H94V78H89L90 80H99V84H100V81L102 82V84L104 83V84H107V82H108V84L110 83V85H111V87L117 92H115V91H113V93L115 94V95H117L118 94V97H119V100L121 101V99H123V97H125V98H127L126 100H124V105H125V107H124V105L122 104V101H121V105L119 106V107H121L120 108V112H119V115L120 114H122V117H120L119 115H118V117L117 118H119V119H115V121H114V127L116 128V126H117V124H120L121 126L123 125V123H124V125H123V127H125L123 130H127V132L129 133V135L130 136H126V137H128L127 139L123 136V134L121 135V136H123L122 137V139H121V141H119V143L116 145V146H120L122 143H124V142H127L128 141V143H127V145H129L128 146V149H129V147H131L130 149H129V151H131V152H133L134 153V155L136 154V152H137V154H136V159L138 160V162L135 164V165H137L136 167H138L137 169H139V168H141V167H143L144 168V166H147V165H145L146 163L145 162H147V164L149 163L150 164V166L148 165L147 167L148 168H145V169H148V171H150L149 169L150 168H152L151 167V164H153L152 166H153V168L154 167H157V169H159L158 171L159 172H157V170L156 169H153L152 168V170L154 171V170H156V172L157 173H159V177H162V175H163V171H162V167H163V165L162 164H160L159 165V163H157L156 164V161H154V160H156V158H158L159 156H155V154H153L152 156L150 155V157H149V155L147 156V153H149L150 152V150L152 151V152H150V154L151 153H154L153 152V150H152V148L149 146H147V145H143V143H146V142H144L145 140L146 141H148V137H150L151 139V141H153V143H154V140L155 139H157V140H160L161 141V139L162 138H164L165 139V136H166V134L164 133V132H162V130L160 129L159 131H161L160 132V134L158 133H156L157 135V137H158V135H160L159 136V138H157L155 135H154V137H152L153 136V134H149V133H151L152 132V130L149 132V130H148V128H156V127H153V125H154V122H153V115H152V111L153 112H161L160 114H163V115H166V116H163L162 115V117H167L168 118V121H167V124H168V122L170 123V125L169 126H172L171 127V129H170V127L168 128L167 126V124H163V123H166L165 121V119H167V118H165V119H163V120H158V119H156L157 120V123H158V126H157V123H156V126L158 127V128H162V129H164V125L166 126L165 128L166 129H164L165 130V132H168V134H169V136H166L167 138V140H168V138H170V140L171 141H173V142H171L170 140V142L168 143V141L167 140H163V144H161L162 143V141L160 142V144L159 145H164L165 144V142L164 141H166V144H168V145H170V147H171V145H175V143L176 142H174V141H176L175 139H177V137H178V139H177V142H179L178 144L179 145H181V143H182V145L181 146H183V148L182 147H178L179 145L178 144H176V146L178 147V148H175V150L177 151H175L174 150V147H173V150H174V153H175V155L177 154V153H179V151H181L180 153H179V157L176 155H172V153H173V151H172V147H171V150H170V148L168 149V147H166L165 145V148H164V146H163V148H162V146H161V152H162V149H163V151H169L170 150V157L172 156V158H173V161L175 162L178 158H180V159H178L177 161H181V160H185L186 161V159L185 158H187V161H189L188 163H187V165H189L191 168L193 167L194 168V166H195V162L197 161V160H199V162H200V158L201 157H203V155L205 154V153H207L208 152V149H209V147H210V145H215V140L216 141H218L219 142V140H220V138H221V135L223 134V132L226 130V128H225V125L226 124H228V121L232 118V117H235V115H238V110H237V108H236V106H235V104H232V101H231V96H232V93L234 92V91H237V92H239V94L241 95V97L242 96H244V93H243V86H242V80H240L241 79V77H243L244 75H246L247 73H248V71H250L252 68H253V66L255 65V62L256 61H258L260 58H261V56H262V54L264 53V24L262 23V21H261V18L263 19V16H264V0H254V2H255V4H254V2L253 3H251V1L252 0H235L236 1V3L232 6L233 8V10L231 9V11H228L229 10V8L230 7H228V5L227 6H225L227 3H225V0L222 2ZM234 1V2H235ZM182 2V0H175V7H177V11H176V13L178 14H176L177 15V19L178 18H180L181 17V13L179 14V12H182V9H184L183 7L184 6H181V3ZM227 2H229V0L227 1ZM210 4V5H211ZM229 4V6H231L230 5V2L228 3ZM253 4V5H252ZM215 5V6H216ZM255 5V6H254ZM225 6V7H224ZM242 7L246 10V9H251L250 11L251 12H249L248 11V13H243L242 12ZM185 8H187L186 6H185ZM189 8V7H188ZM213 8V7H212ZM214 8H216V7H214ZM225 8V9H224ZM218 9V8H217ZM191 10V9H190ZM189 10V12H190V14H191V11ZM221 11V12H222ZM247 11V10H246ZM183 12H184V17H183V15H182V18H180V20L181 19H183V22H186L187 20L185 19L186 17L188 18V9L186 10H183ZM218 12H220V9L218 10ZM188 13V14H187ZM230 13H232V14H230ZM244 15H243V14ZM254 13H256V20L254 21L253 20V15H254ZM183 14V13H182ZM189 14V18L191 17V15ZM229 14H230V16H229ZM180 16V17H179ZM194 17H195V15H194ZM193 18V17H192ZM176 19V20H177ZM186 21H185V20ZM191 19V18H190ZM193 19H195V20H197V18H193ZM222 19V18H221ZM192 20V19H191ZM194 20V21H195ZM230 20V21H229ZM198 21V20H197ZM196 21V22H197ZM223 21H224V17H223ZM258 21H260L261 23H262V25L260 24V23H258ZM179 22V20H177V22L175 21V23H178ZM182 21H181V23H183ZM196 22H193V25H195V23ZM221 23H222V20L220 21ZM264 22V21H263ZM187 23H190V22H188L187 21ZM192 23V22H191ZM220 23V24H221ZM184 24V23H183ZM224 23H223V25H225ZM180 25H182V24H180ZM222 25V24H221ZM177 26V25H176ZM183 26V25H182ZM196 26H198V27H196V31L194 30L193 32H195V33H198L199 32V29H200V32L199 33H201V30H203V29H201V26L200 25H198V23H197V25ZM200 26V27H199ZM202 28H204V27H202ZM178 29H181V28H178ZM233 29V32H229V31H231ZM205 31H207V29H206V27H205V29H204ZM203 30V31H204ZM198 31V32H197ZM204 31V32H205ZM194 33V34H195ZM203 33V32H202ZM201 33V34H202ZM193 34V33H192ZM194 34L192 35V36H194ZM204 34H206V33H204ZM208 34V33H207ZM197 35H199L200 36V34H197ZM196 35V36H197ZM203 35V34H202ZM195 37L196 39L195 40H193V42L191 43L192 45V47H194L195 45H197V44H199V42L200 41H202V40H199V38L200 39H202L201 37ZM233 36V35H232ZM214 37H216V35L214 36ZM235 37V36H234ZM238 37H237V39H238ZM231 38H233V37H231ZM198 39V40H197ZM160 40V39H159ZM233 40V41H232ZM162 44H163V46H162ZM212 47V48H211ZM178 55L183 59V60H181V63H180V65H178ZM178 65H176V64ZM42 68V67H41ZM45 69V68H44ZM51 69V68H50ZM49 69V72H47V70H46V72H45V70H43L45 73L43 74H40V76L42 77L43 75H44V78H48L47 76H49V78H50V72L51 73H54V71L53 70H50ZM58 70V69H57ZM17 71V72H16ZM16 71H12L11 73H9L10 71L8 70V69H3L2 70V72L0 73V74H2L3 75V77H0V82H1V80L3 81V83L1 84L0 83V91L2 92V94H3V98H1V95H0V100H1V102H0V114L3 112L2 110H4V112L2 113V116L3 117H1V115H0V122H1V124H2V126H4V128L1 126V124H0V126L2 127V129L3 130H1V127H0V173L1 172H3L2 174H4L3 175V177H2V179H0L1 181L0 182H2V183H0V188H3V189H0V230L1 229H3V228H5L6 226H7V223H9V221H11L12 219H13V217L14 216H18V214H20L21 213V211L24 209V207H25V203L26 202H28V204L27 205H29V206H27V207H30V205L31 204H29V203H32V204H34V201H32L31 202V200H32V195H33V197H34V194H36V188L38 187V183H37V187L35 188V186H36V182H37V180H36V182H34L35 180H31V178L32 177H29L28 175L26 176V177H28V180L30 181V182H34L33 183V185H34V187H31V186H33L32 185V183L31 184H26L25 182H23V183H25L24 185H20V181L19 180H21V179H17L18 178V176L17 177H15L16 175H11V174H14L15 172H17V174H18V167L21 165L22 166V164L21 163H24L23 161L25 160L26 161V159H27V156H25V154H29V153H31L29 150L27 151L25 148V150H23V146L25 145L24 143L26 142L25 141V139L27 140V138H28V140L30 141H28V142H26L28 145H30V143H31V145H30V149H32L31 151H32V153L31 154H34V156H42L41 157V159L42 158H44L43 156H45V159H47L48 158V156L46 157V152H48V150H46L48 147H49V141H50V144H52L53 145V147H51L52 149L54 148V147H56V149H57V147H59L56 151H58L59 152V156L57 157V155H58V153H56V151H55V153L54 152H50V151H52V150H50V148H48L49 149V152H50V159H52V158H55V156H56V158L58 159L59 157L60 158H62V160L65 158V157H67V155H68V151H69V153L72 151H74L73 153L71 152L70 154H75V159L77 160H75L74 159V155L72 156V155H70L71 156V158L72 159H70L69 161H70V163L68 162H66V166H72L74 163H73V161H75L76 163H75V165L74 166H77L78 165V167L79 168H77V167H75L77 170L78 169H80V167L82 168V169H84L85 170V172H84V170L82 171L81 169L79 170V171H77L78 173H76V169H75V173H76V175H78V177L75 179V181L74 182H77V183H75V184H78L79 183V188H81L82 189V192H80L79 190H78V188H77V186H75L74 185V187H73V191H70V193H71V195H72V192H74L73 193V195L75 194V191H77L78 192V195H79V197H80V199L82 198V195L83 194H87V196H89V197H92L93 195H95V193H100L101 192V190H102V192H103V190H104V188H103V186H105V185H103V183L102 182H105V181H103L102 180V188L103 189H101V190H96V189H98V188H96V187H98V186H100V185H98V183H97V181H99V179L96 181V178L95 177H93V174H91V175H89L88 174V170H89V172L90 171H92L93 173H95V175H98L97 173H99V171H101V166H98V168H96V159L97 160H99V162L100 163H103V162H105V160L107 161V155L105 156V151H104V149H105V146H107V145H111V144H113V142H111V144H110V138H111V136H112V132L110 131V130H112L113 129V127H111V125H109V124H111L112 123V125H113V122H112V118H110V120H108V125H106L107 123H105V121L104 120H102V119H100V122L102 123L103 121H104V123L103 124H105V125H103V124H101L102 125V127H101V129H100V127L99 126H101L100 125V122H98L99 120H97V122H96V120L95 119H93V118H91L90 120H88V121H91L92 119V123L95 121V123H93L95 126L97 125V129L95 128V126L90 122V125H84V127L82 128V131H86V132H83L84 134H82L83 135V137H81V138H84V139H82L83 141L82 142H84V140H86L85 138H87V140L90 142V144L91 145H89L88 143H86L87 142V140H86V144H88L87 146H89L88 147V150L89 151H87V153L88 154H92V158L93 157H95L96 159H94V160H92V159H89V157H90V155L87 157V158H84V157H86V155H88V154H85L86 153V150H87V148H86V150H83L84 151V154H85V156H84V154H82L83 155V157H80V156H82L81 155V153H83V151L81 152V151H79V152H81L80 153V155L79 154H77L78 153V150H81V149H83V147H84V149H85V147H87L86 146V144L84 145V143H82L81 142V138H80V135L78 136V135H76L77 133L76 132H73V131H68V128H66V126H68V125H73V124H75V123H77L78 121H80L81 119H80V117L81 116H79L78 114H77V112L79 113L80 111H82L83 109L80 107L82 104H79L78 105V102L76 103L73 99V101L76 103V105L73 107V105H72V107H71V105L69 106V105H67V103L68 102H70V103H73V102H71V101H67V99L69 100V98H68V95H67V99L66 98H63V100L62 99H60V95L59 94H61V92L59 93L58 92V90H59V88H61L62 87V89H63V84L61 85V84H58V85H56V86H52V83H55V80H54V82H51L50 80L48 81H45V82H47V85L49 86H47L48 87V89L49 90H51V91H48L47 89H45V90H43V91H46L45 92V94L46 93H49V94H46L47 96H49V97H47L45 94H43L44 92L43 91H41L40 89H39V91H41V92H43L42 94L43 95H41V96H43L42 98H45V100H43L42 101V103L44 102V103H46V104H41V106H42V108L44 109V111H43V109L41 108V106H38V105H40V104H38V103H41V100H40V98H41V96H38L39 95V91H38V94H36L35 92L33 93L32 92V90L34 89V88H36L34 91H36L38 88H41V87H37V85L39 86V82L37 81V85L36 84H31V80H28V81H30V82H28V83H30L32 86H36V87H32L31 85H29L28 83H26V80L27 79H25V76H24V70H20V69H17ZM19 71V72H18ZM29 71V70H28ZM35 71V70H34ZM36 71H41V70H36ZM56 71V70H55ZM57 72V71H56ZM26 73V72H25ZM31 73H32V71H31ZM31 73L29 74V72L27 73V75H31ZM40 73V72H39ZM77 73V72H76ZM75 73V74H76ZM224 73H234L233 74V76H232V78H234V82H232L231 81V83L229 82V80L230 79H228V78H224ZM33 74H35V73H33ZM57 74V73H56ZM58 74H59V72H58ZM82 74V73H81ZM79 75L78 73H77V75H74V78H76L75 80H76V82H78V79H80L79 80V82H80V84L79 83H77V84H79V88H82V86L83 87H85L87 84H90V86L92 87V85H91V82L93 81H91L90 82V80H88V79H85V80H83V78L81 79L79 76H83V75ZM84 74V73H83ZM166 74H167V76H166ZM1 75V76H2ZM46 75V76H45ZM55 75V74H54ZM149 75H151V76H149ZM168 75L170 76V77H168ZM77 76L79 77V78H77ZM96 76H99L98 74H96ZM146 76H147V79H146ZM28 77V76H27ZM31 77V76H30ZM33 77H35L34 75L32 76V78ZM41 77H35L36 79L37 78H39L40 79V82L42 83L43 82V80L41 81ZM51 79H53V78H55L54 76H52L51 75ZM57 77H58V75H57ZM57 77L55 78V79H57ZM101 76H99V78H100ZM106 77V78H105ZM3 78V79H2ZM13 79V81L11 80V79ZM48 78V79H49ZM105 78V79H104ZM145 78V79H144ZM18 79V80H17ZM23 79V80H22ZM34 79V78H33ZM15 80V81H14ZM17 80V81H16ZM20 80V81H19ZM38 80V79H37ZM45 80V79H44ZM86 80L89 82V83H87L86 82ZM108 80H110V81H108ZM14 82V83H12V82ZM24 81H25V83H24ZM57 81H59V79L57 80ZM83 81H85L86 83H83V84H81ZM112 81V82H111ZM143 83H142V82ZM15 82H17V83H15ZM44 82V83H45ZM51 82V83H50ZM118 82V81H117ZM116 81H115V83H117ZM122 82V81H121ZM125 82V81H124ZM127 82V81H126ZM247 82V81H246ZM11 83V84H10ZM33 83V82H32ZM40 83V84H41ZM49 83V84H48ZM130 83V82H129ZM133 84L132 85H136L137 83H136V81H134V82H132ZM135 83V84H134ZM146 83V84H145ZM14 84L15 85H18V86H16V87H14ZM24 84H25V86H24ZM27 84H28V86H27ZM108 84H107V86H108ZM122 84V83H121ZM126 84V83H125ZM125 84H122V85H124L125 86ZM144 84V85H143ZM152 84V85H151ZM2 85H4V86H2ZM45 85V84H44ZM54 85V84H53ZM82 85V86H81ZM109 85V86H110ZM112 85H114L115 87H113ZM141 85V86H140ZM149 85V86H148ZM31 88H30V87ZM41 86V85H40ZM42 86H43V84H42ZM60 86V87H59ZM87 86H89V85H87ZM86 86V87H87ZM119 86H121V85H119ZM2 87H4V88H2ZM51 87H53V88H56V87H58V89L56 88V92H55V89H53L52 90V88ZM77 87V88H78ZM110 87V88H111ZM131 87H133V86H131ZM197 87H198V89H197ZM7 88V89H6ZM13 89V91H12V93H11V89ZM26 88H28L29 90L30 89H32V90H28V89H26ZM44 88H45V86H44ZM43 88V89H44ZM78 88V89H79ZM109 88V89H110ZM146 88V89H145ZM18 89V90H17ZM112 89V90H113ZM16 90V91H15ZM61 90V89H60ZM69 90H70V88H69ZM76 90V89H75ZM27 91H29L28 93L29 94H31L30 96L32 97L31 99H29L27 96L29 95L28 93H27ZM52 91H53V97L54 98H51L52 96H51V93H52ZM66 91H68V89L66 90ZM71 91V90H70ZM195 91V93H193ZM207 91V92H206ZM3 92H5V93H3ZM31 92V93H30ZM41 92H40V94H41ZM112 92V91H111ZM124 92V91H123ZM197 92L199 93V95H195V94H197ZM35 94V95H33V94ZM59 93V94H58ZM71 93L73 94V91H71ZM113 93H111V94H113ZM190 93H191V95H193L192 97H191V95H190ZM193 93V94H192ZM77 94V93H76ZM124 94V95H123ZM169 94H171V96H169ZM173 94V95H172ZM45 95V96H44ZM55 95L57 96V95H59L60 97H59V99L57 98V97H55ZM168 95V97L169 98H167L166 96ZM5 96V97H4ZM39 97V100L38 99H36L37 97ZM69 96H70V94H69ZM77 96V95H76ZM123 96V97H122ZM138 96H140L141 98H136V97H138ZM147 96H150V100L148 99V97ZM194 96H196L195 98H197V99H195L194 98ZM218 96H219V98H218ZM47 97V98H46ZM65 97V96H64ZM71 97H72V95H71ZM147 97V99L149 100L148 102H149V109H147V106L146 105H148L147 104V101L145 102L146 104H143V105H145L146 106V111H145V113H143L142 115H141V113H139L140 112V110H141V108L143 107V105H142V100L143 99H145ZM171 97H173L172 99H171ZM191 97V98H190ZM6 98V99H5ZM27 100H26V99ZM35 98V99H34ZM73 98V97H72ZM124 98V99H125ZM193 98V99H192ZM215 98H218V99H215ZM4 101H6L7 102V104L9 105H7L5 102V104H2V101L3 100ZM33 99L34 100H37L38 101V103H36V104H34V101H33ZM49 99V100H48ZM54 99V100H53ZM56 99H58V100H56ZM71 99V98H70ZM75 99V98H74ZM192 99V100H191ZM195 99V100H194ZM220 99V101L221 102H224V105H221V102H220V104H219V106L220 107H218V104H216L217 103V100H219ZM222 99V100H221ZM48 100V102H46ZM62 100L63 102H62V104H63V107H62V105L59 103L60 101ZM138 100V101H137ZM197 100L199 101V102H197ZM28 101V103H26ZM33 101V102H32ZM120 101H119V104H120ZM196 101V102H195ZM31 103V105H30V103ZM105 101H103L102 102V105H103V103H104ZM49 103L51 104V107H50V105H49ZM65 103V104H64ZM74 103V104H75ZM32 104H34V105H32ZM69 104V103H68ZM104 104H106V106L105 105H103V107L105 106L106 107V111L105 112H107L108 111V108H109V103L108 102H105ZM108 104V105H107ZM157 104H158V107L160 106V108H158L157 109ZM196 104L198 105L197 106V110H196ZM223 104V103H222ZM2 105H3V107H2ZM45 105V106H44ZM66 105L68 106L66 109L68 110V112H69V114L68 115H65L66 113V109H65V107H66ZM140 105H142V107H140ZM154 105H155V107H156V110H154L155 109V107H154ZM4 106H6V107H4ZM7 106L11 109V112H13V114L11 113V114H8V112H7V110H9V108H7ZM30 106H37V108H34V107H31V110H29V107ZM65 106V107H64ZM111 107L109 108V109H112L113 107H114V105H110ZM118 106H115L116 108H118ZM19 107V108H18ZM24 107V110H25V108L26 107H28V109H26L27 111H24L22 108ZM44 107H46V109L44 108ZM53 107V108H52ZM75 107H77V108H75ZM124 107V108H123ZM140 107V108H139ZM154 107V108H153ZM1 108H2V110H1ZM4 108V109H3ZM7 108V109H6ZM12 108H13V110H12ZM33 108V109H32ZM49 109V112L47 111L48 109ZM58 108H60V109H58ZM69 108V109H68ZM71 108H75V109H77L76 111H75V109H72L73 111H75V114L73 113V115H71L72 114V111H69V110H71ZM162 108V109H161ZM164 108V109H163ZM173 108H175L174 109V111L176 110V112L174 113V111H173ZM6 109V110H5ZM40 109V110H39ZM60 110V113H59V115L61 116L62 114H64L63 115V117H62V121H64V118H66V117H68V119H65V123L64 122H62L60 119H58V118H60L59 117V115H58V113H57V116H55V111H52V110ZM65 109V110H64ZM114 109V108H113ZM112 109V111H111V113H113L114 114V116L116 117V115L118 114V113H116V115H115V112L117 111H115V110H113ZM119 109V108H118ZM122 109H123V111H122ZM143 109H144V107H143ZM151 109H153L152 111H151ZM165 109H167V113L171 110V111H173V113L172 112H169V115L172 113L173 115H174V118H175V120H173L174 122H176V119L179 117L180 118V120H181V118H182V114H184L183 115V117L185 118V120H181V121H179L178 122V119H177V122L176 123H174V122H170V121H172V120H170L169 119V115H167L165 112H164V110ZM196 111H195V110ZM29 110V111H28ZM2 111V112H1ZM16 111V112H15ZM30 111H33V112H31L30 113ZM35 111V112H34ZM41 111V112H40ZM113 111H115V112H113ZM166 111V110H165ZM179 111V112H178ZM195 111V112H194ZM213 111H214V113H213ZM215 111H219V112H215ZM7 112V113H6ZM10 112V111H9ZM15 112V113H14ZM18 112V113H17ZM19 112H21L20 114H19ZM27 112H29V114L27 113ZM39 112V113H38ZM43 112H44V114H45V112H47L46 113V115L49 117V118H51L50 120H52L53 122H55L54 124H56V125H54L53 124V122H52V124H50L51 122L49 121V123L46 121V119L48 118L46 115V119H44V115H43ZM67 112V113H68ZM163 112V113H162ZM192 112H194V113H192ZM199 114H198V113ZM33 113V114H32ZM110 113V112H109ZM138 113V114H137ZM165 113V114H164ZM178 113H179V115L181 116H178ZM213 113V114H212ZM217 114V116L216 115H214V114ZM4 114H6L5 116H4ZM26 114H28L29 116H30V114H31V118L33 117V119H34V121H36L35 123H37L39 120V122H42V124H43V127L45 126V129H43V127H42V131L43 130H45V131H43V132H48L49 131V133H45L46 134V137H47V135L49 134V138L51 137L50 135H54L55 136V139L57 138L58 139V141H55V139L52 137L51 139H52V141H51V139L46 143L48 146H46V148H43V147H41L42 149H45L46 150V152H45V150H44V152L45 153H43V151H40V146L39 145H41V144H45V143H41V141L42 140H48V137L46 138L41 132H39V130L38 129H40V131H41V127H38V126H40V125H42V124H40V125H38V123L35 125V126H33V125H31L32 123L31 122H33V119L32 120H29V121H31L30 123H29V125H31V126H28V128L29 129H27L28 130V132H29V130H31V129H33L32 127H35L34 129H33V131L35 132V130L36 131H38L39 133H41V134H39L38 132H35V133H32L33 131H30L31 133H32V135H31V137H30V132L29 133H26L27 131H25V133H22V132H24V130L26 129V126H27V122H29L28 120H26V118H25V120H24V117H28L29 119H30V117L28 116V115H26ZM77 114V115H76ZM141 116H140V115ZM193 114L196 116V115H198V116H194L193 117ZM214 115V117L212 116V115ZM7 115H11V118L9 119V117L7 118L6 116ZM34 115V116H33ZM74 115H76V116H74ZM124 115V116H123ZM138 115V117H136ZM172 115V116H173ZM22 116H23V118H22ZM55 116V117H54ZM65 116V117H64ZM69 116H71V118L69 117ZM74 116V117H73ZM140 116V117H139ZM169 116V117H168ZM171 116V118H173ZM73 117V118H72ZM78 117V118H77ZM83 117V116H82ZM114 117V118H115ZM2 118H3V120H2ZM27 118V119H28ZM49 118L47 119V120H49ZM58 120H57V119ZM72 119V120H70V119ZM113 118V119H114ZM173 118V119H174ZM77 119V120H76ZM80 119V120H79ZM89 119V118H88ZM106 119V118H105ZM7 120H9V126L10 125H13V126H17V125H19L20 126V124L21 125H24V126H21V128H23L24 130L21 132L20 130H19V132H21L22 134H24L23 136L21 135V133H19L18 135H20L21 137H23V139H22V141L21 142H23V140H24V142H23V145L21 146V142H20V140L21 139H17V137H16V135H17V133L15 134V136H14V133L15 132H18V126H17V128H16V130H14L15 132H13V134L10 136V135H7V137L5 138V135H4V133L7 131V133H8V129H7V127H5L6 126V121ZM42 120V121H41ZM69 120V121H68ZM116 120H120L121 121V123H117L118 121H116ZM155 120V119H154ZM165 120V121H164ZM170 120V121H169ZM3 121H5V122H3ZM44 121H46L45 123H44ZM68 121V122H67ZM70 121H73V122H70ZM75 121H77V122H75ZM109 121H111V122H109ZM119 121V122H120ZM162 121V122H161ZM24 122V123H23ZM75 122V123H74ZM116 122V123H115ZM183 122V123H182ZM64 123V124H63ZM70 123V124H69ZM73 123V124H72ZM96 123H98V124H96ZM172 123L174 124V126L172 125ZM50 124V125H49ZM66 124H68V125H66ZM159 124L161 125L160 127H159ZM175 124H177L176 125V129H175ZM26 125V126H25ZM38 125V126H37ZM54 125V126H53ZM63 125H64V127H63ZM66 125V126H65ZM8 126V127H9ZM88 126H90L91 127V129H90V132H89V130H87V129H89V127ZM107 126V127H106ZM163 126V127H162ZM25 127V128H24ZM36 127H38V129L36 128ZM88 127V128H87ZM94 127V128H93ZM105 127V128H104ZM108 127H111V128H109V129H107V130H109V131H105V133H101V131H103V128H104V130L106 129V128H108ZM6 128V130L4 131V129ZM48 130H47V129ZM66 128V129H65ZM84 128H86V129H84ZM92 128H93V130H94V132H91V131H93L92 130ZM98 128H99V130H101V131H99L98 130ZM173 128V129H172ZM13 129H14V127H13ZM84 129V130H83ZM137 129H139L140 131L142 130V134L144 135V133H146V135L148 136L147 137V139H145L146 137H145V135L143 136V137H145V138H142V139H138V136H139V138H140V136H141V133L140 134H138L137 136H136V134L134 135V133H136L135 132V130H137ZM157 129V128H156ZM155 129V130H156ZM167 129H169V131H166ZM22 130V129H21ZM115 130V129H114ZM155 130H153V133H154V131ZM50 131H53L54 133H52V132H50ZM96 131V132H95ZM97 131H99L100 133H101V135L98 137V136H96L98 133H97ZM157 131V130H156ZM174 131V132H173ZM2 132H4V133H2ZM70 132V134L69 135H71L72 133V135H74V136H70V137H68V133ZM106 132L107 133H109V134H107V136H106ZM173 132V133H172ZM175 132H177V135L175 134ZM197 132H198V134H199V132H201L200 134H199V136L197 135V137H196V134H197ZM7 133H5V134H7ZM52 133V134H51ZM95 133V134H94ZM99 133V134H100ZM124 133V132H123ZM126 133V132H125ZM124 133V134H125ZM162 133H164V135H162ZM170 133H172V134H175L172 138H171V134ZM27 134H28V136H27ZM33 134H35V136L33 135ZM36 134H38L37 136H39V138H40V135H41V138L40 139H42V135H43V137L45 138V139H42V140H40L37 136H36ZM98 134V135H99ZM111 134V135H110ZM167 134V135H168ZM3 135H4V137H3ZM17 135V136H18ZM26 135V136H25ZM52 135V136H53ZM104 137H103V136ZM125 135H127V133L125 134ZM150 135V136H149ZM179 135V136H178ZM200 135L202 136V139H204V141L202 140V139H199L200 138ZM65 136H66V138H65ZM84 136H86V137H84ZM108 136H110V138L108 137ZM161 136H162V138H161ZM164 136V137H163ZM176 136V137H175ZM11 137V138H10ZM19 137V136H18ZM25 137V138H24ZM72 137L73 138H76V141H75V139H73V141L74 142H77L78 144H79V147L78 146H76V144L74 143H71L72 142ZM99 139H98V138ZM103 137V139H102V141L103 140H105V138L107 137L108 138V143L109 144H106V145H103L102 143L100 144V140H101V138ZM156 137V138H155ZM175 137V138H174ZM180 137H182V138H180ZM196 139H195V138ZM8 138V139H7ZM14 138H16L17 140L15 141L14 140ZM69 138H71V139H69ZM106 138V139H107ZM124 138L127 140H125L124 141ZM153 138H155L154 140H153ZM181 140H180V139ZM184 138H186V142H187V145H186V143H185V139ZM12 139V140H11ZM56 139V140H57ZM65 139H69V141H67V140H65ZM210 139V140H209ZM39 140V141H38ZM142 140V144H141V141ZM144 140V141H143ZM149 140V141H150ZM157 140H155V142L157 141ZM198 140H199V143H200V145L198 146L197 145V142H198ZM130 141H132V143L133 144H136V146L137 145H139V146H130L131 144H130ZM181 141V142H180ZM188 141H189V143H188ZM191 141V142H190ZM196 141V142H195ZM203 141V142H202ZM58 142V143H57ZM69 142V143H68ZM158 142V141H157ZM207 143L208 144V146H207V148H204V146L206 145L205 143ZM211 142V143H210ZM9 145H11V146H9ZM71 143V144H70ZM106 143H107V141H106ZM149 143V142H148ZM153 143H151V146H152V144ZM171 143V144H170ZM173 143V144H172ZM184 143H185V147H184ZM192 143H193V146L195 147V144H196V147H195V151L193 150V146H192ZM195 143V144H194ZM202 143H204V145H202ZM210 143V144H209ZM7 144V145H6ZM18 144V145H17ZM26 144V145H27ZM77 144V145H78ZM82 144H83V147H82ZM132 144V145H133ZM191 144V145H190ZM19 145L22 147V150H21V148H19V152H18V149L17 150H15V147H19ZM28 145H27V147H28ZM76 146L77 148H80V149H75V147H73V146ZM142 145V146H141ZM154 146L156 145L155 143L153 144ZM203 146V148H202V146ZM42 146V145H41ZM91 146L92 147H94V148H100V146H102L101 147V149H100V151H98V153H97V151L96 150H92V148H91ZM118 146V147H119ZM146 147V148H144V147ZM187 146H189L188 148H187V151L189 150V149H191L192 148V150H189V152H188V155L191 153L190 151H192V154L190 155V156H192L193 155V157H190V158H188V156H183V155H187V153H185V154H182L183 153V151H186V147ZM192 146V147H191ZM201 149L202 148V151L199 149L198 150V147ZM9 147V148H8ZM12 147L14 148V150H15V152L13 153L12 152ZM103 147H104V149H103ZM143 147V149L142 150H144L145 151V149H150V150H146V156H147V158H146V160H145V155H143V154H140V149ZM156 147V146H155ZM67 148V149H66ZM68 148H69V150H68ZM109 149H110V146L108 147ZM114 148V147H113ZM116 148V147H115ZM133 148H135L136 149V151L135 150H132ZM137 148H139V150L137 149ZM157 148H158V150H159V148L160 147H158V145H157ZM196 148H197V154L201 151V152H203V153H199L198 155L200 156L201 154V157H199V158H197V160H196V158H195V156H197L196 154H195V156H194V152L196 153ZM29 149V148H28ZM108 149V150H109ZM156 149V148H155ZM165 149V150H164ZM177 149H180V150H177ZM182 149H185V150H183L182 151ZM21 150V151H20ZM54 150H55V148H54ZM53 150V151H54ZM65 150H68L67 151V155H66V151ZM111 150H112V146H111ZM114 150V152H115V149H113ZM138 150V151H137ZM141 150V151H142ZM207 150V151H206ZM26 152V153H24L23 154V152ZM77 151V153H75ZM94 151H96L95 153H94ZM128 151V152H129ZM159 151V152H160ZM167 151V152H168ZM199 151V152H198ZM204 151H206V152H204ZM17 152V153H16ZM27 152H29V153H27ZM90 152V153H89ZM126 152V151H125ZM128 152H126V153H128ZM131 152H129V154H132ZM165 153L166 154V156H168L169 155V153ZM172 152V153H171ZM44 155H43V154ZM51 153L53 154V156H52V158H51ZM107 153V152H106ZM110 153V152H109ZM142 153H143V151H142ZM155 153H157V150H156V152ZM168 154V155H167ZM18 155H20L19 157H18ZM49 155V154H48ZM79 155V156H78ZM114 155V154H113ZM128 155V154H127ZM157 155V154H156ZM181 155L183 156L182 158H181ZM33 156V155H32ZM32 156H30L31 158H32ZM78 156V157H77ZM109 156V155H108ZM111 156H112V154H111ZM131 156H133V155H131ZM145 156V157H144ZM154 156L156 157L155 159H152V161H150L151 160V157L152 158H154ZM18 157V158H17ZM69 157V156H68ZM114 157V156H113ZM130 157V155L128 156V158ZM22 158V159H21ZM33 158H35V157H33ZM54 159V160H57V159ZM59 158V159H60ZM82 158H83V160H86V159H89V161L88 160H86V162L88 161V165H89V167H88V169H87V167H86V163L85 162H83V160H82ZM142 158V159H141ZM169 158V157H168ZM167 158V159H168ZM193 158H195L194 159V163H192V161H193ZM30 159V158H29ZM40 159V158H39ZM39 159H37L36 158V160H39ZM69 159V158H68ZM108 159H109V157H108ZM116 159V158H115ZM115 159H112V160H114L113 162H115ZM130 159H132L131 157L129 158V161H130ZM140 159V160H139ZM150 159V160H149ZM19 160V161H18ZM33 160V159H32ZM31 160V161H32ZM35 160V159H34ZM53 159L52 160H50V162H49V159H48V165H50L51 164V162L52 161H54ZM61 159L60 160H57V161H60V163H61V161H62ZM135 160V159H134ZM133 160V161H134ZM144 160V161H143ZM170 160V159H169ZM168 160V163L170 162ZM183 160V161H184ZM196 160V161H195ZM41 161V160H40ZM42 161H43V159H42ZM41 161V162H42ZM64 161V160H63ZM65 161H66V159H65ZM132 161V160H131ZM141 161V162H140ZM158 161H160V160H158ZM171 161H172V159H171ZM172 161V162H173ZM186 161V162H187ZM190 161H191V163H190ZM13 162V163H12ZM28 162H29V160H28ZM28 162H27V164H28ZM45 162V161H44ZM44 162H42V163H40L41 164V166H42V168L41 169H38L37 168V166H35V164L33 165V164H30V163H33V162H30L29 164H28V167H27V165L24 163V168L22 169V172L23 173H28L29 171L28 170H30V167L32 168V166H30V165H33V171H42V173L40 172V174H42V177H44L43 179H44V181L46 180V181H48L49 180V175H51L52 176V174H54L55 175V173H53V171H55V170H53V171H51V169L49 170L48 169V167H47V165H45V163ZM46 162V163H47ZM55 162V161H54ZM96 162V163H95ZM98 162V163H99ZM127 162V161H126ZM152 162V163H151ZM172 162H170L171 164H172ZM173 162V163H174ZM186 162H183V164H182V161H181V163H179V162H176V164L177 165H174V166H178L179 165V169L178 170H180V171H178V173L180 174V176L181 177H178L177 176V178L178 179H180V181L181 182H183L182 183V185L184 186V188H185V190H184V188L182 187V185L180 184V181L179 180H177L178 182H179V185H181L180 187H181V189H182V191L180 190V187H179V185H178V182H176L177 184H176V189L178 190V191H180L181 193L183 192V193H185V191H186V197L188 198V196H189V198H190V200H188V201H191V203L190 204H192V202L193 201H196L195 200V198L193 199L192 197H194L195 196V194H193V196L192 197H190L191 195H192V191H193V189L195 190H197L196 191V193L198 192V194L199 193H201L200 191H201V188H200V186H201V184L198 186L197 184V181H198V175H200L201 174V172L198 174V172H197V174L196 173H194L193 175H197V176H195V178L193 179V175L191 176L190 174L191 173H189L190 171L192 172V169H190V168H188L187 167V169H186V166H185V164L184 163H186ZM53 163V162H52ZM59 162H58V167H59V169H61V170H59V172H57L58 174H59V176H54V177H56L55 178V180L54 179H52L51 181H50V183H52V182H55V181H58V180H60V183L61 182H63V183H61V184H64L65 182H66V180L68 179V178H66V180H65V182H64V179H63V176H64V174H65V170H67V168H65V165H64V168H65V170L63 169V162L60 164ZM71 163H73V164H71ZM78 163V164H77ZM85 163V164H84ZM97 163V164H98ZM118 162H117V160H116V164H117ZM129 163V162H128ZM127 163V164H128ZM141 163V164H140ZM161 163V162H160ZM179 163V164H178ZM39 163H37L36 165H38ZM54 165H55V163H53ZM53 164H51L50 165V167L53 165ZM56 164H57V162H56ZM67 164H70V165H67ZM77 164V165H76ZM105 164H107V163H105ZM130 164H133V163H130ZM129 164V165H130ZM143 164V166H141ZM53 165V167H51L52 169L56 166H54ZM99 165V164H98ZM100 165H102V164H100ZM110 163H109V167H110ZM120 165V164H119ZM129 165H128V167H129ZM135 165L133 166V167H135ZM140 165V166H139ZM158 165H159V167H158ZM161 165H162V167H161ZM194 165V166H193ZM196 165H197V163H196ZM220 165V164H219ZM223 164H221V166H222ZM19 167V168H22V167ZM40 166V167H41ZM104 168H107V167H105L104 165H102ZM114 166V165H113ZM127 166V165H126ZM132 166H131V168H132ZM181 166H183V167H181ZM6 169H10L9 171L8 170H6ZM85 167H86V169H85ZM99 167H101L100 169H99ZM120 167V166H119ZM150 167V168H149ZM160 167H161V169H160ZM218 167V166H217ZM223 167V166H222ZM222 167H218V168H221V170H222V172H224L225 171V169H222ZM111 168H113V167H111ZM116 167H114V171L116 170L115 169ZM130 168V169H131ZM142 168V170L144 171L145 169H143ZM224 168V167H223ZM63 169V170H62ZM98 169H99V171H98ZM110 169V168H109ZM125 169H126V167H125ZM129 169V168H128ZM190 169V170H189ZM215 169H217V168H215ZM21 170V169H20ZM110 170H112V169H110ZM110 170H109V173H110ZM118 171H120L121 172V170H119V169H117ZM136 169L134 168V171H135ZM141 169H140V171H142ZM183 170H185V171H183ZM189 170V172L188 173H185V172H187ZM219 169H217V171H218ZM28 171V172H27ZM38 171V172H39ZM65 171V172H64ZM102 171L104 172V169H102ZM106 171H108V169L106 170ZM106 171H105V173H106ZM113 171V170H112ZM111 171V172H112ZM112 172V175H113V173H115V172ZM123 172H124V174L126 173L124 170H122ZM147 171V172H148ZM193 171H195V170H193ZM216 171V170H215ZM214 171V173H216ZM31 172V171H30ZM38 172H37V174H38ZM87 172V173H86ZM122 172V173H123ZM135 172H137V171H135ZM146 171H145V173L144 174H148ZM161 172V173H160ZM181 172H184V174L183 173H181ZM26 173H25V175H26ZM91 173V172H90ZM104 173V174H105ZM127 173L129 174V172H128V170H127ZM133 173V172H132ZM140 173H143V172H139V174ZM155 173V172H154ZM167 173V174H166ZM166 173L164 174L165 175V178H167V179H171V172L170 171H166ZM206 174V176H207V172H205ZM31 174V173H30ZM34 174V173H33ZM58 174H56V175H58ZM86 174H88V175H86ZM100 174V173H99ZM135 174V173H134ZM134 174H132V176L134 175ZM138 174V172H137V176L139 175ZM152 174V172H150V175ZM156 174V173H155ZM160 174H161V176H160ZM172 174H174V172L172 173ZM181 174H183V175H181ZM186 174H188V178H190L191 180H195V182H196V186H198L200 189H197V188H194L193 186H192V184L190 183V182H188V180H187V182L189 183V185H190V189H189V187H187V185H188V183L187 182H184V177L183 176H185ZM19 175V174H18ZM24 175V176H25ZM35 175H36V173H35ZM103 175V174H102ZM105 175H107V174H105ZM116 175V174H115ZM115 175H113V177L115 176ZM118 175V174H117ZM130 176H131V174H129ZM136 175V174H135ZM149 175V174H148ZM164 175H163V177H162V179L164 178ZM166 175L168 176V177H166ZM175 176H176V174H174ZM204 175V174H203ZM202 175V176H203ZM1 174H0V178H1ZM10 176V177H9ZM20 176V175H19ZM31 176V175H30ZM33 177H34V175H32ZM38 176V175H37ZM36 176V177H37ZM51 176H50V178H51ZM61 176V177H60ZM87 176H88V178H87ZM93 177L91 180L93 181V182H91V180H90V178L89 177ZM119 176V175H118ZM122 176L123 175H121V177H119V178H122ZM125 176V175H124ZM123 176V177H124ZM130 176H129V178H130ZM142 176V175H141ZM153 178L154 177H156V176H153V175H151ZM151 176H149L148 178H151ZM187 176V175H186ZM192 178H191V177ZM4 177H6L7 178V180H5L6 181V183H4L5 181H3V178ZM53 177V176H52ZM53 177V178H54ZM59 177V178H58ZM67 177V176H66ZM101 177V176H100ZM99 177V178H100ZM104 177V176H103ZM108 177V176H107ZM110 177H111V173H110ZM109 177V178H110ZM112 177V178H113ZM126 177V176H125ZM124 177V178H125ZM158 177V176H157ZM156 177V180L159 178H157ZM184 179H183V178ZM196 177H197V180H196ZM6 178H4V179H6ZM10 178H12V179H10ZM102 178V177H101ZM106 177H104V180H107V179H109V178H107V179H105ZM118 177L116 176V178H114V179H117ZM135 178V177H134ZM143 178H144V176H143ZM145 178H146V176H145ZM144 178V179H145ZM165 178H164V181L161 179H159L160 180V182L157 180H155V182L157 183L158 182V186H160L161 187V185H163V184H161L162 182L161 181H163L164 183H168L169 182V184H168V186H167V188H166V192H164L165 194H166V196H168V193H167V190H169L171 187H170V181H166L165 180ZM25 179H27V178H24V180H23V176H22V180L23 181H25ZM37 179H38V177H37ZM42 179V178H41ZM57 179V180H56ZM181 179H183V181L181 180ZM201 180H202V178H200ZM70 180V179H69ZM68 180V181H69ZM88 180V181H87ZM101 180V179H100ZM110 180V179H109ZM149 180H152V179H149ZM153 180V181H154ZM208 180V178H206L205 179V177H203V182H204V184L206 183V182H208L207 181ZM7 181H11L10 182V184L13 182L14 183V185H12V186H15L14 187V189H12V187L8 184L9 182H7ZM38 181H40V180H38ZM42 181V180H41ZM44 181L43 182H39V184H40V187H39V194H41V193H43V192H45L43 189H45L46 190V188H47V190L46 191H48V189L51 191V190H53V188L52 189H50L49 187H50V184L48 185V183H45L46 185H48V186H46L45 184H41V183H44ZM116 181H118V179L116 180ZM120 181V180H119ZM26 182H28L27 180H26ZM49 182V181H48ZM72 182V184H74V182H73V180L71 181ZM87 182L90 184L91 183V186H94V185H98V186H95V190H96V192L95 193H93V191H95L94 189H92V191H91V188H93V187H89V184H87ZM107 182V181H106ZM5 185H4V184ZM22 183V182H21ZM22 183V184H23ZM29 183V182H28ZM55 183H59V182H55ZM59 183V184H60ZM66 183H68L69 184V182H66ZM92 183H94V184H92ZM97 183V184H96ZM110 183V182H109ZM117 183V182H116ZM115 183V184H116ZM159 183H160V185H159ZM187 183V184H186ZM3 184V185H2ZM57 184H56V186H57ZM71 184V185H72ZM43 185V186H42ZM45 185V186H44ZM52 185V184H51ZM65 185V184H64ZM70 185V184H69ZM185 185H186V187L188 188V189H186V187H185ZM188 185V186H189ZM3 186V187H2ZM8 186H10V187H8V190L6 189ZM21 186H22V188H23V186H24V189H22L21 188ZM41 186L43 187L42 188V192L40 193V190H41ZM68 186V185H67ZM163 186H165L166 187V184L165 185H163ZM162 186V187H163ZM173 186H174V184H173ZM20 187V188H19ZM44 187H46V188H44ZM51 187H53V186H51ZM65 187V186H64ZM69 187V186H68ZM68 187H66L65 189H66V191H67V188ZM106 187V186H105ZM159 187V188H160ZM161 187V188H162ZM178 187H179V189H178ZM57 188V187H56ZM59 188V187H58ZM61 190H63V187L61 186ZM169 188V189H168ZM4 189H6V190H4ZM54 189H55V187H54ZM71 189H72V187H71ZM203 189V188H202ZM70 190V189H69ZM162 190H164L163 188H162ZM184 190V191H183ZM187 190H188V193H187ZM190 190H192L191 192H190ZM200 190V191H199ZM2 191V192H1ZM50 191H48V192H50ZM64 191V190H63ZM98 191V192H97ZM165 191V190H164ZM53 192L55 193V190H53ZM58 192V191H57ZM57 192L55 193V194H57ZM46 193V192H45ZM51 193H52V191L50 192V194H48V195H50L51 196ZM67 193V192H66ZM182 193V194H183ZM194 193H195V191H194ZM46 194V195H47ZM53 194V193H52ZM60 194H62V193H59V194H57L58 196H56L55 197V195H53L56 199L55 200H59V199H62V198H60L61 196H60ZM69 194V193H68ZM67 194V196L68 197H70L69 195ZM106 194V193H105ZM105 194H104V196H105ZM198 194H196L197 196H199ZM45 194L43 193V196H44ZM63 196L65 195V194H62ZM72 195V196H73ZM102 196L103 194L101 193V194H99V196ZM171 195V194H170ZM60 196V197H59ZM62 196V197H63ZM166 196H164V200L166 199V203H168L167 204V206L169 207V204H172V203H176L177 204V202H176V199H175V197H172V195H171V201L170 202H172V203H170L169 202V199H168V201H167V198H165ZM183 196H185L184 194L182 195V199H180V201H185L187 198L186 197H183ZM197 196H195L196 197V199H197ZM46 197H48V196H46ZM46 197H44V198H46ZM52 197V196H51ZM51 197H49V198H51ZM57 197H59V199H57ZM168 197H170V196H168ZM48 198V199H49ZM66 198V197H65ZM94 198V197H93ZM110 198V197H109ZM176 198H180L179 196L178 197H176ZM184 198V199H183ZM53 199V198H52ZM51 199V200H52ZM63 199H64V197H63ZM67 199V198H66ZM98 199V198H97ZM191 199H193V200H191ZM50 200V199H49ZM51 200H50V202L46 199V201H44V202H42V207L40 206V204H39V207L38 208H42L43 209V212L42 213H44L45 215H46V217H47V219H48V221L46 222L47 224L51 221L52 222V220H50L52 217H54L55 216V214L54 213H56V212H52L53 214H54V216L53 215H50V214H52L51 212H50V208H53V207H51L52 206V204L51 203H53V202H55V201H53V202H51ZM127 200V199H126ZM162 200V199H161ZM164 200H162L163 202H165ZM175 200V201H174ZM197 200H199V197H198V199ZM128 201H131V203H132V200H130L129 198H128V200L125 202L124 201V203L126 204H130ZM140 201H142V200H139V202ZM105 202V201H104ZM138 202V203H139ZM196 202H198V201H196ZM48 203H50L51 204V206L49 205L48 206ZM63 203V202H62ZM66 203V202H65ZM92 203V202H91ZM152 203V202H151ZM55 204V203H54ZM58 204V203H57ZM61 204V203H60ZM88 204H89V202H88ZM102 204H104L105 205V203H103L102 202ZM144 204H146V203H144ZM153 204V203H152ZM164 205H165V203H163ZM193 204H195V203H193ZM44 205V206H43ZM59 205V204H58ZM57 205V206H58ZM64 205V204H63ZM90 206H87V204H86V206L85 205H83L82 206V209H79L77 212H76V214H78V213H80L79 215H77V217L78 216H80V217H78L77 218V223L79 224V222H80V226H78V228H77V225L75 226L76 228H74V224L73 223H75V220H76V215L74 214V217H75V220H74V222H73V218L69 221L70 223V226L71 227H73V229L75 230V232L74 231H72L73 229L71 228V234H70V236H71V240H72V238L74 239V238H77L75 241H73L72 240V242H70V241H67L68 242V245H66L65 246V244H64V242H63V238L64 239H66L65 238V235L62 233L61 235H63L64 237H61V235H60V232H62V228L61 229H59V227L61 226L59 223H61L60 221H63L64 220V217L65 216H68V215H65V216H63V213H62V211L60 210V208H63V207H60V205H59V210L61 211V213L60 212H58V213H60V214H62V216L60 217V214H59V219L60 218H62L63 217V219L62 220H59V222L57 223L56 222V220H58L57 219V217H56V220H55V218L53 219V220H55V223H54V221H53V223H52V225L55 227H51V225H50V223H49V225H45L46 226V228L48 229H45V230H47L48 232L51 230V232H55V230H57V232H55L56 234L58 233L59 234V236H58V234H57V236L61 239V241L63 242L62 244H64V246L66 247V248H68V249H71L72 248V250H70L71 252L72 251H74V253H76V255L78 256H76L75 255V257H76V259H81V260H76L75 259V257L74 256H71L70 254H68V253H66V251L68 250V249H66L65 247H64V249H62V252H65L66 254H64V255H66V256H60V257H65L64 258V260L66 259V261L65 262H60V259L59 258H57V260L56 261H59L60 262V264H71L72 262L74 263V264H89L90 263V261H91V263L92 264H94V261L96 262L95 264H99V263H101V264H110V262H112L111 264H114V258L115 257H119V254H118V252H117V249L119 250V249H122V248H120L121 247V245H120V247L118 248L117 246L119 245V243L117 242V244L118 245H116L115 247H117V248H115V247H113V250H116V252H117V254H118V256H117V254H116V252H111V249H108L106 246L104 247V249H103V254H104V256H103V258H102V254H100L101 255V257H100V255H98L97 254V256H96V258L94 259V260H92L91 259V257H92V255H93V253L92 252H94V251H92L93 249H95V247L97 248V247H99V249L101 248V245H99L100 244V239H107V236L109 237V236H111V234H113V233H111L112 231L114 232V230H117L114 226L116 225V220H115V222H110V224H114L113 226H111L112 228H114V230L107 224V223H109V222H107V223H104L103 222V219H102V217H101V221H99L100 219H98L99 218V216H97L96 217V214H97V209H95L94 211H93V209H92V212H93V214L92 213H90V214H92L93 215V217L92 218H94V221H92V223H89L90 221H88V220H86V216H89L90 218H91V216H90V214H89V212H90V209H91V205L92 204H89ZM134 205H138L137 203H135ZM141 205H143V202H142V204ZM154 205V204H153ZM164 205H162L163 207H164ZM197 205V204H196ZM56 206V207H57ZM62 206V205H61ZM85 206V207H84ZM130 206H131V204H130ZM147 206H148V204H147ZM152 206V205H151ZM166 206V205H165ZM191 206H193V207H191L190 209H189V211H190V214H193V212H194V207H197V206H194V205H191ZM50 207V208H49ZM65 207V206H64ZM97 207V206H96ZM125 207V206H124ZM127 207V206H126ZM125 207V208H126ZM128 207H129V205H128ZM145 207H146V205H144V210H145ZM155 207V206H154ZM168 207H166V209L168 208ZM84 208H87V209H85L84 210ZM149 208V207H148ZM165 208V207H164ZM26 209V208H25ZM55 209L56 208H54L53 210L55 211ZM71 209V208H70ZM152 209V208H151ZM155 210H156V208H154ZM158 209V208H157ZM162 209V208H161ZM175 209H177L176 208V205H175ZM192 209H194V210H192ZM197 209V208H196ZM65 210V209H64ZM74 210V209H73ZM86 210H88L89 212H86ZM146 210H147V208H146ZM150 209H148V212H155V211H149ZM153 210V209H152ZM159 210V209H158ZM158 210H156V211H158ZM174 210V209H173ZM25 211V210H24ZM172 211V210H171ZM196 211V216H195V214H194V216L195 217H197V214H199V216H201L200 215V213H198V212H200L199 211V209H197V210H195ZM50 212V213H49ZM64 212V211H63ZM65 212H67V213H70L71 211H69L68 212V210L67 211H65ZM178 212V211H177ZM192 212V213H191ZM66 213V214H67ZM142 213V212H141ZM146 213V212H145ZM156 213V212H155ZM154 213V216H155V218L156 217H158L157 215L158 214H155ZM171 213V212H170ZM170 213L169 214H167V215H169V217H171V216H173V214L170 216ZM172 213H176V211H172ZM49 214V215H48ZM89 214V215H88ZM140 214V213H139ZM151 214V213H150ZM166 214V213H165ZM56 215H58V214H56ZM112 215H114V214H111V216H110V214H109V216L110 217H112ZM143 215H145V214H143L142 213V215L140 216V217H142ZM20 216H22V215H19L18 217H20ZM192 216V215H191ZM18 217H16V219L14 218V220L15 221H17L18 219ZM23 217H27L26 215H24L23 214ZM23 217H20L19 219L21 220V223H23V221L25 222V220L26 219H23ZM72 217V216H71ZM106 217H107V215H106ZM133 217V216H132ZM132 217H130V219L132 218ZM168 217V216H167ZM166 217V218H167ZM174 217V216H173ZM173 217H171V219L173 220L172 222H174V218ZM28 218V217H27ZM85 218V219H84ZM90 218H88V219H90ZM91 218V219H92ZM114 218L115 217H113V218H110V220H109V218L107 217V219L109 220V221H111V219H113L114 220ZM134 218V217H133ZM133 218L131 219V220H133ZM154 218V217H153ZM198 218V217H197ZM29 219V218H28ZM69 218H67V220H68ZM130 219H126L127 220V222H128V220H130ZM164 219H165V217H164ZM163 219V220H164ZM171 219H169V221L171 220ZM196 219V218H195ZM200 219H201V217H200ZM199 218L197 219V220H199V221H197L196 220V223L198 224L199 222H200V224L202 225V222H201V220H200ZM66 220V219H65ZM63 221V223L65 222L66 223V221ZM106 220V218L104 219V221ZM112 220V221H113ZM123 220H125V218H123L122 219V223L124 224V222L126 221H123ZM135 220L137 221V217L136 218H134V221H131V222H134L133 224H131V222L129 223V224H127V225H129V227L127 226V225H125L124 226V228L125 227H127V228H129L130 229V227H131V229L132 228H135L134 226H132V225H136V223H138V221L135 223ZM153 220V219H152ZM162 220V219H161ZM19 221V220H18ZM79 221V222H78ZM107 221V220H106ZM154 221H155V219H154ZM156 221H157V218H156ZM166 221V220H165ZM165 221H160V219H159V223L161 224H163V223H165ZM195 220L193 219L190 223H189V225H187L188 224V221H186V223L187 224H184L183 222H181V224H180V222H179V224H176L177 223V221H175V224L173 225L174 227H175V230H176V228H177V226H175V225H182L183 226V228L185 227H187V226H189V227H187L186 229H187V233L188 232H190V231H195V233H193V232H191V234L193 235H196L195 237H197V235H199V234H202L203 233V231H204V228H202V226L200 225H198V227H199V229H198V227L196 226L197 224L194 222ZM118 222H120L119 221V219H117V225L118 224H120V223H118ZM152 222V221H151ZM21 223H20V226H21ZM18 224H19V222H18ZM45 224V223H44ZM44 224L42 225V227L43 228H45L44 227ZM62 224V223H61ZM76 224V223H75ZM122 224V225H123ZM131 224V225H130ZM139 225H140V223H138ZM159 224V225H160ZM161 224V225H162ZM166 224V223H165ZM167 224H168V221H167ZM166 224V225H167ZM170 224H172L171 222H170ZM184 224V225H183ZM23 225V224H22ZM63 225V224H62ZM84 227H83V226ZM116 225V226H117ZM139 225H137V233H138V230H140L141 232H142V230H141V228L140 229H138V226ZM160 225V226H161ZM19 226V225H18ZM17 226V233H19V235L21 234V230H22V232H23V229H21L20 231H19V227ZM23 226H25V225H23ZM26 226H29V224L27 225L26 224ZM48 226V227H47ZM49 226L52 228H50L49 229ZM101 227L102 229H103V234H102V237H100V235L99 234H97L96 233V230H95V227ZM121 226V225H120ZM120 226H118V227H120ZM164 226V225H163ZM162 226V227H163ZM181 226V227H182ZM30 227V226H29ZM83 227V228H82ZM87 227V228H86ZM117 227V228H118ZM122 227V229L121 228H119L120 230H121V232H120V230H119V232H120V235L121 234H123L122 233V230H123V226H121ZM166 227V226H165ZM173 227V228H174ZM203 229H201V228ZM23 228H25V227H23ZM30 228H32V226L30 227ZM34 228V227H33ZM79 228H81V229H79ZM127 228H125V229H127ZM188 228H190L189 229V231H188ZM191 228L193 229V230H191ZM25 229H27V227L25 228ZM25 229H24V231H25ZM29 229V228H28ZM36 229V228H35ZM55 229V230H54ZM79 230V232H81V234H79V232H77L76 230ZM92 230L91 232H90V230ZM196 229H198V230H196ZM201 229V230H200ZM28 231H30V230H28ZM27 231V232H28ZM83 231V232H82ZM95 231V232H94ZM135 231V230H134ZM145 230H143V232H144ZM26 232V231H25ZM46 232V231H45ZM50 232V233H51ZM90 232V234L91 233H95V236H94V239H95V241L93 242V240L94 239H91L92 237L88 234ZM116 232V231H115ZM141 232H139L140 234H141ZM146 232V231H145ZM30 233V235H31V233H33V231H30V232H28V234ZM49 233V234H50ZM116 233H118V232H116ZM116 233H114V236H113V238H115L116 240H121L120 238H122L123 236H118V234H117V237H115V234ZM125 233H126V231H125ZM129 232H127L126 234H128ZM139 233H138V236H140L139 235ZM27 234V233H26ZM46 234H47V237H48V233H44L43 232V234L41 235L42 237H41V240H43L44 241V243L45 244H43L42 242V244H43V249H44V245H45V248L47 249V250H50L51 252H52V250H54L55 249V246L56 245H54V242L53 243H51L52 241H50L49 240V238H46ZM51 234H53V233H51ZM74 234H75V236H74ZM77 234H79V235H77ZM142 234H144L145 235V233H142ZM189 234V233H188ZM18 235V234H17ZM22 236H24L25 234H21ZM30 235H28V236H30ZM45 235V236H44ZM72 235H73V237H72ZM81 235H85L86 236V238H84L85 236H81ZM87 235H88V237H87ZM93 235V234H92ZM125 235V234H124ZM144 235H142L143 237H144ZM26 236V235H25ZM24 236V237H25ZM50 236H52V235H50ZM49 236V237H50ZM53 236H55V235H53ZM56 236V237H57ZM90 236V237H89ZM24 237L22 238V239H24ZM27 237V236H26ZM25 237V238H26ZM55 237V238H56ZM57 237V239H59ZM67 237V236H66ZM80 237H82V238H80ZM128 237V236H127ZM127 237H125L126 239V242H127ZM195 237H193V236H189V242H191V241H193L194 240V238ZM68 238V240H70L69 239V236L67 237ZM80 238V239H79ZM88 238V239H87ZM27 239H28V237H27ZM27 239L25 240L24 239V242L25 241H27ZM85 239H87L86 241H88L87 242V244L85 243V241H83V240H85ZM90 239L92 240V247H91V249H89L90 248V246L89 245H91V242H90ZM98 239H99V241H98ZM51 240H52V238H51ZM56 240V239H55ZM104 240V241H105ZM122 240H124V239H122ZM191 240V241H190ZM54 241V240H53ZM59 241V242H58ZM58 241H56V242H58V243H60L61 241L60 240H58ZM66 241V240H65ZM141 240H139L138 242H134L136 245H140L139 244V242H140ZM142 241H144L145 242V240H142ZM141 241V242H142ZM24 242H23V244H24ZM73 242H75V243H73ZM90 242V243H89ZM119 242H123V241H119ZM125 242V241H124ZM124 242H123V244H124ZM126 242H125V245H126ZM149 242V241H148ZM26 243V242H25ZM66 243V242H65ZM69 243L71 244V243H73L72 244V246L74 247H72V246H70L69 245ZM88 243H89V245H88ZM97 243H99V244H97ZM101 243H103V242H101ZM39 244H40V241H39ZM41 244V245H42ZM47 244H48V246H47ZM53 244L54 245V247H52L51 245ZM56 244V243H55ZM61 243H60V245H62ZM67 244V243H66ZM83 244H85V245H87V247H84V245ZM122 244V245H123ZM129 244V243H128ZM127 244V245H128ZM135 244H134V246H135ZM149 244H151V243H149ZM191 244V246L193 245L192 243H190ZM59 245V247H60V249L62 248L61 246ZM126 245V246H127ZM144 245V244H143ZM143 245H142V243H141V245L140 246H137V249H139L138 251H139V253L141 252H143L142 251V249H145V247H143ZM153 244H151V246H152ZM22 246V245H21ZM20 246V247H21ZM26 246V245H25ZM40 246V245H39ZM49 246H50V248H49ZM63 246V245H62ZM132 246H133V243H132ZM145 246V245H144ZM147 246H148V243H147ZM146 246V247H147ZM190 246V245H189ZM19 247V248H20ZM53 249H52V248ZM89 247V248H88ZM123 247V246H122ZM131 247V246H130ZM153 247V246H152ZM22 248V247H21ZM115 248V249H114ZM129 248V247H128ZM148 248V247H147ZM146 248V249H147ZM192 248V247H191ZM86 249V250H85ZM99 249H96V251H98ZM126 249V247L124 248V249H122L121 251L119 250V253L120 252H122L123 250H125ZM56 250H58V248H56ZM101 250L102 249H100V252H101ZM130 250V249H129ZM136 250V249H135ZM135 250H130V252H132L133 251V253H134V251ZM59 251V250H58ZM61 251V250H60ZM59 251V253L60 254H63V253H61ZM69 251V250H68ZM67 251V252H68ZM69 251V252H70ZM76 251V252H75ZM146 251H149L150 253H151V250H150V247H149V250L147 249ZM55 252V254H56V251H54ZM125 251H123V253H124ZM136 252V251H135ZM144 252H145V250H144ZM58 253V254H59ZM78 253V254H77ZM114 253L116 254L115 256H114ZM147 253V252H146ZM150 253H148V254H150ZM84 254H85V256H84ZM94 254H95V252H94ZM142 254H145V253H142ZM100 257V259H99V257ZM68 257V258H67ZM114 257V258H113ZM86 258H89L88 260L86 259ZM131 258V257H130ZM62 259V258H61ZM74 259V260H73ZM91 259V260H90ZM99 259V260H98ZM102 259V260H101ZM90 260V261H89ZM99 261V262H97V261ZM101 260V261H100ZM131 260H133V259H131ZM63 261V260H62ZM84 261V263H82ZM86 261V262H85ZM134 261V260H133ZM132 261V262H133ZM70 262V263H69ZM77 262V263H76ZM131 263V261H127V264L128 263ZM135 262V261H134ZM72 263V264H73ZM90 263V264H91ZM129 263V264H130ZM56 264H59L58 262L56 263ZM126 264V263H125ZM132 264V263H131Z\"/></svg>",
    "mask_w": 264,
    "mask_h": 264
}]
</instances>
